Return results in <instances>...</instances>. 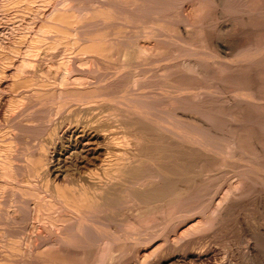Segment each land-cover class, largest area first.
Listing matches in <instances>:
<instances>
[{"label":"rangeland","instance_id":"374dc122","mask_svg":"<svg viewBox=\"0 0 264 264\" xmlns=\"http://www.w3.org/2000/svg\"><path fill=\"white\" fill-rule=\"evenodd\" d=\"M38 11H40V13H38ZM57 11H58V13H57ZM35 15H37V16H35ZM47 18H48V20H47ZM29 21H30V24H32L31 28L28 25ZM48 21L52 22V23H49ZM56 22H57V24H56ZM58 24H59V26H57ZM19 25H21V26H19ZM62 25L64 27H60ZM17 28H18V30H15ZM38 29L41 30V31H39ZM0 30H1L0 31V52H1V54H0V60L1 61L0 62H2L3 64H5L3 62V60H6V58L4 56H7L8 52H14V54L16 52L17 56L14 55L13 57H19V58L23 57L24 55L22 53L19 54L18 50L22 49L23 51H25V49H23L25 47H26V50L27 49H33V48H34V50L36 49L37 52L35 53L36 57H34V61L38 57H39L38 58V60H39L40 56H42L43 54L45 55V53H42V52H44V50L50 49L48 52L45 51L46 55L43 56L41 59L43 60V66L45 68L48 69V66L51 64L50 65L51 67L49 66V69H51L52 71H56L59 68L63 69L64 72L68 71V68H66V67L70 66V64H71L70 62L72 61L71 58L73 59V64L75 63L74 65L73 64L71 65V66H73V68L76 66V68L80 69L79 65L80 64L82 65L83 61L87 62V64L85 63L86 66L83 65L81 67L82 69H80V71L77 69V74L75 73L76 71L74 72V70H73V68L71 66H70L71 68L69 67L70 69L68 71V74H64V72L61 69H59V70L62 71L61 73L63 74V76H65V77H63L64 80L65 79H67V80L66 81L63 80L64 81V83H62L63 86L61 85V82H62L61 79H60V81H61L60 83L58 81L57 82L58 84H54V85L55 86L59 85L58 90L61 87V91H59V94H61V92H63L64 88L66 87L65 91H68L69 93L68 92L64 93V97H63L64 99L61 97V96H63V94H61L59 96V98H61V100H63V101L65 100L64 102L67 101L66 102L67 104L66 103L63 104V102H61L60 99L57 98V96L59 95L58 94V90H57V92H55V94L53 95L56 98L55 99L53 97V99H55L54 100L55 106H54V104H49L51 107L48 104H46L47 106L43 104L42 106L41 105H39V106L37 105L38 106L37 107L35 105V102H33V107L30 106L31 104L27 105L28 109L25 107L26 105L24 106L22 104V108H20L18 106L20 104H18L17 106H15V108H13L14 110L16 109L15 112H13V110H11V112L16 114V116H14L13 114H12V116H10L11 115V112H10L9 117H7V120L10 119V122L13 125L9 126V124H10L9 120L6 121V119H5L3 127L4 128H7V127L9 128L10 127V129H15V130L18 129L17 131L20 133V135H22V136H19L21 138L18 137L19 141H20V145H19L20 148L21 147L28 148L29 154H35L37 152L35 149L38 148L37 150L40 153L39 147H38L40 145H38V144H40L41 140H43L45 138V136H46L45 133H47V136H46L47 138L52 134L51 135L52 137L50 136L51 138L50 137L48 138L50 140L51 139L54 140V138L57 137L58 129H57V131L55 130L56 134L54 132V129H56L57 125L61 124L62 116H60V114L63 113L61 109H64V107H63L64 105H66V106L67 105H71V102H72L71 100H74V98L78 99L79 101H81L80 99L83 98L81 103L83 102L82 104L85 105L84 107H86V108L87 107H92V106L95 107V105H96V108H97V107H99L101 105L102 102L103 103L105 101L108 102L109 99H110V101H111L110 105L113 103L112 105L113 106L114 105L117 106V108H115V106L111 107L112 105L111 106L109 105L110 101L108 103L105 102L104 104L102 103L103 104V105H101L102 108H100L99 111H98V108L96 110H94L95 114H93V111H92L90 113L91 116H89L90 114L89 115L86 114L85 117L77 116V117H75V119H77L79 117V119L83 118L84 120L85 119L86 120H90L95 115L98 116V114H99V116H100V114L107 109L106 112L102 113V114L107 115V112H109V113L112 112L111 113L112 115L109 114L108 117L106 116L107 117V121L110 119L109 118L110 116H111V118H112V116L113 117L114 116L117 117V118H114V120L112 119V122H111V126L112 127H114L113 126L114 124H112L113 121L116 122L115 123V125L117 124L116 127L117 126L119 127L120 125H122L123 122L127 123V121L129 122L130 120L133 121L135 119L139 120V118H141V119L143 118V119H145V121H147L148 124H150L152 122V124H150L151 126L155 127V125H156L155 128H157V130L161 128L160 132L163 131V136L165 134H169V133H167L165 131V128L167 129L168 132H170L169 130L173 131V134L176 131L175 134H174L176 137L175 136L171 137L173 135L169 134L168 135L169 138H166V136H164L165 139H167L168 141H175V138H177L178 142H179V140L181 141L180 142L181 143V145H180L181 147H184V148L186 147L185 149H189V148L192 149V150H188V151H185V149H183L185 151L184 152L185 155L187 154V156H188V153L190 152L192 157L194 156V158H191V155L189 156L193 161L199 158L201 160L198 163H202V165L201 164H196L198 160L194 161L193 162V166H195V167H192V169L197 172V170L199 171V166L198 165H200V167H201L200 169L201 170L203 169L202 171L205 172L204 174L208 173L206 176L205 175L203 176L202 179L204 181L201 179L200 181L196 182V186L197 187L195 186L194 190L192 191L193 194H191V193L188 194L189 196H186L182 201H180L178 206L176 204V206L179 207V208L174 206V207H176V210H174L175 209L174 207H173L174 211L173 210H169V212L172 211V213L170 212L171 215L173 214V212H175L177 215L181 214V218H179L180 216H177L174 213V216L175 217L177 216V218L179 220H175V218L173 220L172 219L173 216H171L169 212H167L168 215H167V213L164 215V218L166 220L168 219V217L169 218L172 217L171 219H168L167 221L164 218H162L160 215H158V218H157V216H156L157 214L154 215V216H156L155 219H154V216H151L149 219H147V220L151 219L150 221H148L149 224L150 223L153 224V225L156 224L157 227H160L161 226L160 224L165 223V221H166V223L170 222V224H166L165 223L166 226L165 225L161 226V228L162 227L163 228L165 227V228L164 229L162 228L163 231L160 228V231H162L163 234H161V232L159 231L160 232L159 234H161V235L158 236V239L156 238V236L158 234L156 235V233H154L152 231L155 230V232H158L159 228L157 230L156 225L153 226L151 224H150L151 225V227H150L147 224V222H146V224H147L146 227L147 228L150 227V228L149 229H145L143 231L144 236L146 237V235H149L151 228H152L151 233H153V235H154L153 238H152V235H151L150 239H152V240H150V244L144 242L147 239L143 240L144 239L143 238L142 239L143 241L141 239H138V237L142 238L143 235L140 236V233H139V234H136V235H139L138 237L135 236L134 234L136 233L135 232L136 230L133 231V230L126 229L125 228L126 227L125 224L123 225V223H125L124 220H123V223L119 222V221H121L122 217L120 218V216H119V220L118 221L115 220L117 223L113 221L116 225L115 224H111V226H108V228H107L108 231L111 230V227H113L112 225H114L115 228L113 227L114 229L112 228V230L110 232H112V231L116 232V230H117V233H118V235L120 237L123 235V237H121V240L124 238V240H122V242L127 243V244H124V243H122L120 241V243H122V245L119 243V246L121 245L120 249H119V247L116 248V251L120 250V253L117 252V253H119V254H117L116 251H115L114 255H116V254L117 255L114 256V257H116V258L112 259L113 258L112 257L111 261L108 260L107 263L110 262L111 264H128V263L129 264H134V263L136 264V262L139 261V264H143V263L144 264H224V263L246 264V260L244 258V255H246L248 252H253V253L256 252L257 260L261 264H264V235H263L264 234V206H263V203H264V184H262V182H264V180H263L264 179V177H263L264 176L263 175L264 174V167H263L264 166V99H262V98H264V0H0ZM14 30L17 31V32H15ZM36 30H38V31H36ZM28 31L30 33H28ZM43 31H45V32H43ZM47 31H48L49 34H47ZM53 33H55V34H53ZM45 34L47 35L48 38H50L51 36H53V37L55 36V37L54 38L53 37L50 38V39H52V41H51V40L47 39V37H45L46 36ZM73 34H74V36H73ZM37 35L41 36V38L39 36H37ZM98 35H101V36L99 37ZM104 35H107L108 38H107V36L104 37ZM137 35H140V36L137 37ZM81 36H82V38H81ZM129 37H131V38H129ZM4 38L7 40V42H6V40ZM103 38H104L105 41L102 40ZM125 38H126V40L128 39L129 41H126ZM81 39H83V40H81ZM97 39H98V42H95ZM109 39H111V40H109ZM143 39H144V42L142 41ZM4 40H5V43H4ZM48 40H49V42H48ZM86 40H87V42H86ZM35 41H38V43L35 42ZM70 41H72L73 43L70 42ZM88 41L95 42V43H93V45L96 44V48H95V46L92 45V43H90ZM140 41H142V42H140ZM54 42L57 43V44H55ZM84 42H86V43H84ZM110 43H112V44H110ZM23 44L25 45V47H24ZM122 44H123V46H122ZM134 44H137V45L134 46ZM55 45L57 47H55ZM77 45H78V47H77ZM89 45H90V47H89ZM97 45H99V46H97ZM141 45L143 47L148 46V47H146L147 48L146 53H148V55H146V54L145 55L149 57V54H150V57H149L150 59L148 57L146 58V57L143 56L144 58L142 57V58L139 59L140 61L143 59L142 60L143 63L140 62L139 60L136 61V62L133 61L135 63V66L133 64V66L135 68L133 66H132V68H134V69L130 68L131 66L130 67L127 66L128 64L126 65L125 62L122 63V61H123V59H122L123 55L122 54L124 52L130 51V50L133 51V47L134 48L135 47L139 48V46L141 47ZM109 46L111 48H109ZM4 47H6V48H4ZM9 47H10L11 51L8 50ZM14 47H16V48H14ZM46 47H47V49H44ZM62 47H63V51H62ZM128 47H129V50H128ZM71 48H74V49L72 50ZM130 48H132V49H130ZM125 49H126V51H124ZM150 49H152V50L150 51ZM5 50H7V51H5ZM89 50H91V51H89ZM52 51L53 52L56 51L55 53L59 52V54L57 53V56H56V54L53 53ZM61 51H62V53H61ZM149 51H150V53H149ZM196 51H198V52H196ZM4 52L7 53V54H4ZM67 52H68L69 55L66 54ZM109 52H110V54H109ZM180 53H182V54H180ZM184 53H186V54H184ZM195 53H197V54H195ZM90 54L95 55L97 57L92 56ZM160 54H162V55H160ZM53 55H55V57H58V58L61 57V58L60 59L55 58V57H53ZM63 55H64L65 59H63ZM66 55H68V56H66ZM71 55H72V57H70ZM74 55H75V57H78V59L77 58L75 59ZM86 55H88V56L90 55L89 57L92 56L91 58H93V60L91 61V59L89 57H86ZM2 56L4 57L3 59H2ZM32 56H34V54ZM32 56L30 55L31 60H33ZM65 56L67 57V59H66ZM103 56H105L106 58L103 57ZM28 57L29 56H27V58ZM44 57H45V59H44ZM51 57H52V61L49 62L48 59L51 60ZM79 57H81V59L83 58L84 60H81ZM85 57L87 59H89V60H87ZM152 57H153L154 60L152 59ZM69 58H70L71 61L69 60ZM96 58H97V60H95ZM192 58H193L194 62H193ZM41 59H40V61H41ZM54 59H56L57 62ZM79 59L82 62L80 64H79V62H80ZM196 59L199 62H197ZM225 59H227V60H225ZM67 60H69L70 62H68ZM74 60H78V61H74ZM201 60H203V61H201ZM54 61L56 62V64H55ZM64 61L65 62L67 61L70 64L67 63L68 65H66V64H64ZM93 61H97V63L93 62ZM107 61H110V62L107 63ZM167 61H169V62H167ZM185 61H187V63L189 62L188 65H187V63H185ZM208 61H210V62H208ZM36 62H38V61L36 60L35 62H33V64H36ZM149 62L150 63L152 62V63L148 64ZM60 63H62V64H60ZM93 63H95V64H93ZM98 63H100L101 65L98 64ZM136 63H138L140 65H138ZM144 63H146V64H144ZM194 63L195 64L198 63L197 64L198 66L195 65ZM37 64H39V62ZM123 64L125 65V67L126 66L127 67L125 68ZM130 64L132 65V63H130ZM180 64H181V66H180ZM1 65L2 64L0 63V66ZM39 65H42V62H40ZM63 65H65L66 67H63ZM136 65H138L139 67L136 68ZM163 65H165V67H167V68H170V67L171 68L167 69ZM166 65H168V66H166ZM169 65H171V66L169 67ZM183 65H185V67ZM202 65L204 67H201ZM222 65H224V66H222ZM93 66H95V67H93ZM120 66L122 68H125L128 71H125L124 69L122 70V68ZM140 66H142L143 68L142 67L140 68ZM161 66H163L164 68L163 67L161 68ZM195 66H197L199 68H197ZM238 66H239V68H237ZM52 67L53 68L55 67L54 70L52 69ZM83 67H86V68L84 69ZM186 67L187 68L191 67L190 71H188V69ZM65 68L67 70H64ZM98 68L101 71L98 70ZM193 68H194L195 71L191 70ZM117 69H118V71H117ZM130 69L132 71H134V72H132ZM162 69H164L163 72H162ZM82 70L84 72L86 71V73L84 75L82 73ZM129 70H130V72H129ZM135 70H138V73L140 74V77L142 75L141 79L139 77V74H137V76H136V74H135L136 71ZM144 70H146V71H144ZM139 71L145 72V73H140ZM196 71H197V73H196ZM69 72L71 73V75L69 77L70 79L66 76V75L70 74ZM79 72H81L82 75L81 74L79 75ZM116 72L117 73L119 72L118 73L119 75ZM106 73H108V75ZM109 73H110V75H109ZM129 73L132 74V75L131 76L128 75ZM99 74H101V75H99ZM143 74H145V75H143ZM76 75L78 76V78L80 80H82V82H78L79 79L77 80V78H76L77 76ZM146 75H148V76H146ZM71 76L73 78H71ZM79 76H81V77H79ZM125 76H127L128 78L125 77ZM202 76L203 77L205 76V77L203 78ZM84 77H87L86 79H88V80L84 79ZM131 77L137 78L138 80L140 79L139 82L136 83L137 85L139 84L138 86H136V84H133L132 85L133 87L131 86L133 89L131 87H129L130 85H129V82H128L129 80H131L130 79ZM170 77L172 79H170ZM188 77H189V80H188ZM109 78H110V80H109ZM115 78H116V80H115ZM161 78H162V80H161ZM164 78H166V79H164ZM55 79H57V78H55ZM74 79H76V80H74ZM89 79H92V80H89ZM98 79H100V81ZM101 79L105 80V81L102 82ZM137 79H135V80L138 81ZM150 79H152V80H150ZM141 80H142V82H140ZM12 81H14V79H12ZM72 81L73 82L75 81V82L73 83ZM76 81H77V83H79V85L76 83ZM166 81L168 83H170V84H168V83H166L167 85L163 84ZM89 82H91V83H89ZM93 82H95V84H93ZM193 82H194V84H193ZM127 83H128V85H127ZM159 83H162V84H160L162 87L159 86ZM89 84H91V85H89ZM92 84H93V86H92ZM149 84H150V86H149ZM176 84H177V86H176ZM179 84H181V86H179ZM82 85H84L85 88ZM140 85L141 86L143 85L144 87L143 86L140 87ZM197 85H199V86H197ZM201 85H203V86H201ZM71 86H74V87H71ZM127 86L129 88H126ZM168 86H170V88ZM174 86L178 87L177 88L178 91L175 89L176 87L174 88ZM67 87H68V89H67ZM79 87L80 88L83 87V88L80 89ZM134 87H135V89H134ZM138 87H140L141 89L143 88V90L139 89L137 91ZM183 87H184V89L186 88V90L181 89ZM202 87H203V89H202ZM55 88L57 89V87H55ZM62 88H63V90H62ZM147 88H148V90H147ZM164 88H166V89H164ZM200 88H201V90H200ZM105 89H107V90H105ZM123 89H125V90H123ZM179 89L181 91H179ZM215 89H216V91H215ZM89 90H92V91H89ZM93 90H95V91H93ZM120 90H122L123 92L120 91ZM132 90H134L135 92L134 91L132 92ZM182 90H184V92ZM149 91H150V93H149ZM88 92H90V93H88ZM112 92L114 93V95H113ZM159 92H160V95H159ZM169 92H170V94H169ZM72 93L73 94L77 93V94H75V97H74V95L73 96L71 95ZM85 93H86V95H85V97H83ZM145 93H147V95L150 94L152 96V98L150 97V95H148V96L145 95ZM232 93L234 94V96H233ZM240 93L242 94V96H241ZM65 94H66V96H68V98H65ZM81 94H82V96H81ZM103 94H105V95H104V97L102 99ZM106 94H107V96L108 95L109 96L107 97ZM87 95H89L90 97H87ZM93 95H96V97L93 96ZM100 95H101V98H100ZM237 95H239V96H237ZM76 96H77V98H76ZM79 96L82 97V98H78ZM133 96H135V97H133ZM136 96L138 98H136ZM173 96H174V98H172ZM235 96H236L238 102L236 101V98H234ZM93 97H95V98H93ZM115 97H117V98H115ZM175 97H177V98H175ZM187 97L188 98L191 97V98H189V100H188ZM248 97H250V98H248ZM91 98H92V100H91ZM128 98H130L129 100H130V102L132 104L129 103ZM131 98L132 99L134 98V99L131 100ZM242 98H246V100L248 99L247 101L249 102V104H248L247 101L245 102ZM256 98H258V99L256 100ZM56 100H58V102ZM240 100H241V102H240ZM75 101L76 100H74L72 103L74 104ZM79 101H78V103H76L77 101L75 103L78 105L80 103ZM87 101H88V103H87ZM90 101H92V104L93 103H95V104L92 105ZM250 101H252V102H250ZM56 102H57V104H56ZM114 102L117 103V104H115ZM126 102L128 104H125ZM135 102H136L137 105L138 104L140 106L143 105L142 107L144 109L142 107H139V105L137 107V105H135ZM142 102H143V104H142ZM255 102L257 104L258 103L259 104L257 105ZM59 103L62 104V105H60ZM81 103L79 104V105H81L79 107H83V105ZM99 103H100V105H99ZM147 103H149L150 105H148ZM170 103L171 104L174 103V104L170 105ZM252 103H255V104H252ZM145 104L147 106H145ZM52 105L54 107H56L58 105L56 107L58 109H55ZM107 105H109L110 107H108ZM119 105H121V106H119ZM128 105H130V106H128ZM131 105H132V107H131ZM40 106H41V108H40ZM118 106H119V108H118ZM133 106H135V107H133ZM160 106H161V109H159ZM166 106H167V109H166ZM59 107H61V109ZM147 107L150 109V110H148L150 115H149L147 110L145 111V108H147ZM157 107H159V108H157ZM29 108H30V110H29ZM112 108L113 109L115 108L116 111L113 110ZM17 109L18 110L20 109L21 111L20 110L19 111L21 113L18 112ZM36 109H38L37 111H40V112H37ZM42 109L45 111V113H44V111L43 112L41 111ZM46 109L47 110L49 109L48 110L49 113H48V111ZM118 109H121V110H118ZM127 109H129V112H130L131 116L129 115V112L127 111ZM136 109H138V110H136ZM100 110H103V111H100ZM134 110H135V113H134ZM160 110H161V112H160ZM174 110H175V113L173 112ZM63 111L65 112V109ZM136 111L138 112L139 115L137 114ZM140 111L145 112V115H144V113H142ZM153 111H155V112L153 113ZM170 111H171L172 115L175 114L174 117H172ZM185 111H187V112H185ZM36 112H37V114H36ZM58 112H59V115L57 114ZM99 112H101V113H99ZM113 112H115L117 114L114 113V115H113ZM120 112L123 115V118L121 117ZM126 112H128V113H126ZM40 113H42V114H40ZM50 113H53V114H50ZM123 113H125L126 115H124ZM155 113H156L157 117L161 116L162 118L160 117L159 119H157V117L155 116ZM18 114H19V116H18ZM20 114L22 115L21 117H20ZM27 114L30 115V116H28ZM35 114H36V116H34ZM38 114H40V115H38ZM69 114H70V112H69ZM157 114H159V115H157ZM168 114L171 116V118H169V120L171 119V122H168L169 120H167L168 116H169ZM189 114L191 115V119L192 120L188 118L190 116ZM51 115L53 116V118H54V116H56V117L59 116L60 119L54 118V119H56V120H54L53 118H51L52 117ZM105 115H103V116L101 115L98 118L99 119L100 118L103 119L105 117ZM118 115H120V117ZM166 115H167V117H165ZM181 115H182V117H181ZM237 115H239V116H237ZM41 116H43V117H41ZM48 116H51V117H48ZM146 116H148L151 120L149 121V118H146ZM178 116H180V117H178ZM18 117H19V119H18ZM23 117H26V118H24V120H23ZM28 117H31L32 119H35V120L32 121V119H30V118H29L30 120L29 119L27 120ZM37 117H41V118H37ZM151 117H153V118H151ZM192 117H194V120L195 119H199L198 120L199 122L198 121L196 123L192 122V121H194ZM173 118H176L177 120L176 119L173 120ZM178 118H180L179 120H182L183 118L184 119L186 118L187 121L185 123V120L183 119L182 123H181V121H178ZM12 119H14L15 121L12 120ZM50 119L51 120L53 119L57 123L59 121V123L55 125L54 123H56V122L52 121V123H51L52 125H50V123H49ZM57 119H58V121H57ZM75 119H73V121H69V122H71V124H72V122L74 123L75 121H77ZM116 119L117 120L118 119H122V120L116 121ZM153 119L157 120L158 122L154 121ZM160 119H164V120L166 119V122H168L169 124L166 123V122H163L164 120H160ZM104 120L106 121V119H104ZM38 121H40V122H38ZM45 121L47 123H45ZM92 121H93V123H95V121H97V120L93 119ZM120 121H123V122L121 123ZM131 121L129 123H127L128 126L126 124L128 129H131L133 127V123L131 124ZM173 121H178L180 124L176 122V125H175ZM201 121H203V122H201ZM6 122L9 123V124L7 125ZM31 122H33V123H31ZM35 122H37V123H35ZM69 122H67V123H69ZM117 122H120L121 124L117 123ZM65 123H66V121H65ZM65 123H63V124L65 125ZM159 123L160 124H164L162 126H164L165 128L163 127V129H162V126ZM197 123L201 124V126L197 125ZM1 124H3V122ZM14 124L15 125L17 124V126L23 125V128L21 126L17 128V126L15 127ZM18 124H20V125H18ZM30 124H32V125H30ZM48 124H49V126H48ZM63 124H61V125H63ZM129 124H131L132 127ZM185 124H186V128H185ZM5 125H7V126H5ZM27 125L28 126L30 125V128ZM53 125H55V126H53ZM61 125L57 126V128H60ZM124 125H122V127H124ZM13 126L15 128H11ZM32 126H34V127H32ZM40 126H42V127H40ZM129 126L131 128H129ZM166 126H170V127L167 128ZM190 126H191V128H190ZM0 127H1V129H4L2 127V125H0ZM24 127L27 128V129H25ZM39 127H40V129H38ZM53 127H55V128H53ZM116 127H114V128L116 129ZM120 127H119V129H116V130H118V131H116L117 134L114 132L115 130L114 131L112 130V128L110 130H112L116 135H120V133L122 132V135H120V139L122 140L123 139L122 136H125L127 139L125 137L124 138L127 141L122 140L120 143H119V141L117 143L120 144V148L123 149L125 154H126V151H127L128 148H129V153H132L134 151V149L132 151H130V150L132 148H135V147L132 146V144L134 145V140L132 139L133 137L131 136L133 134L130 135V133H134L135 132L134 130H137V128H136V126H134L135 129L132 128V130H130L132 132L127 133V134H129V137H132L131 139H132L133 143L131 144L132 141L130 140V138L128 139V137L126 136L127 134L124 135V132L126 131L124 129L126 127L123 128V129H122V127L120 129ZM171 127L173 128V130H172ZM33 128H35V129H33ZM32 129L34 131L36 130L37 132L39 131V133H40V131L44 130L45 131V133L43 131L44 138L42 137L43 135H41L42 132L39 134L36 131L33 132ZM51 129L53 130L54 133H52V131H50ZM128 129H127V132H128ZM188 129L190 131H188ZM28 130L29 131L31 130V131L29 132ZM208 130L211 131L212 133L209 132ZM180 131L182 133H180ZM31 132H32V136L30 134ZM48 132H51V134L48 133ZM26 134L28 136L29 135L30 136L26 137L27 136ZM34 134H36V135L33 136ZM154 134H155V132H154ZM178 134H180V135H178ZM189 134H192L191 136H192V139L194 138V140H195L196 137H198V138H196L197 141L191 140ZM212 134H213V136H212ZM53 135L56 136V137H54ZM194 135H196V136H194ZM204 135L206 137H204ZM37 136H40V138L37 137ZM182 136H183V138L185 137L184 139H186V141L182 138ZM186 136H188V137H186ZM170 137H171V139H170ZM178 137H181L182 139H180V138L178 139ZM256 137H258V138H256ZM23 138L26 139V140L28 138L29 141L27 142ZM38 138L40 140H38ZM115 138L119 139V136H115ZM33 139L34 140L37 139L38 141L37 140H36V142L34 141V143H33L34 147L32 146L33 147L32 148V147H30L32 145L31 144L32 142L30 143V141H33ZM116 139H115V142L117 141ZM21 140H23V142ZM128 140H130V141H128ZM177 140L175 142H177ZM190 140H191V142H190ZM233 140L236 141V142H234ZM125 142H130L129 144H131V146H128V143L126 144ZM182 142H184V144ZM231 142H232L233 146H232ZM27 143H29L31 145L27 146L28 145ZM36 143H37L38 146L37 145L35 146ZM121 143H123L122 145L125 144V146L121 147ZM188 143H190V145ZM192 143H193V145H191ZM182 145H184V146H182ZM210 145H211V148H210ZM188 146H191V147H188ZM125 147H127V148H125ZM50 150L51 149H49V152H50ZM203 150H206L207 152L203 151ZM135 151H136V148H135ZM191 151L192 152L195 151L193 153L194 155L192 154ZM199 151H202V152L199 153ZM236 151H239V152H236ZM38 152L36 154H38ZM44 152L42 154L45 156L47 153L46 152L44 153ZM211 152H213V153H211ZM2 153H3V155H5V152H2ZM2 153H1V150H0V156L2 155ZM221 153H222V158L218 157V156L221 155ZM133 154H134V152H133ZM206 154H210V155L213 154L212 156H213V159H215V160L211 161L212 162L211 164L209 162L210 159L209 160L207 159L209 157H207V156L203 157L202 156V155H206ZM227 154H229V155L231 154L230 155L231 157H229V155H227ZM210 155H208V156H210ZM2 156L0 158V160H1L0 165H2L3 164L2 161H4L3 160L4 156H3V159H2ZM212 156H210L211 160H212ZM201 157H203V158H201ZM204 158L207 159V160H205ZM216 158L218 159L217 160L218 161L217 164L219 165L218 167L215 164L212 165L216 161ZM219 159L222 160V161H220ZM203 160H204V162H202ZM45 162L46 161H44V163H43L44 165H43V167H42V169L40 171H42L45 168V166H46ZM206 162L209 163L208 165H210V166H208ZM194 164H196V165H194ZM203 165L204 166L206 165L207 167L205 168ZM212 166H213L214 169L212 168ZM210 167H211V169H210ZM219 167L222 168V170H220ZM218 168H219V170H218ZM240 168H241V170H240ZM249 168L252 169V170H250ZM258 168H260V169H258ZM261 168H262L263 171L261 170ZM205 169L206 170L208 169L207 171H209V172L205 171ZM234 170H236V171L234 172ZM259 170L262 171V172H260ZM202 171H199V172H202ZM250 172H251V174H249ZM38 174H39V172H38ZM255 174H256V176H255ZM260 174H262V175H260ZM238 175H240V176H238ZM12 176H13V174H12ZM260 176H261L262 179L260 178ZM238 177H240V178H238ZM242 177H245V178H242ZM253 177H255V178H253ZM257 179H260L261 181L257 180ZM239 180H241V181H239ZM251 180H252L253 183H251ZM256 180L258 181L257 184L255 183ZM239 182H242V183H239ZM12 183H14V181H12ZM15 184L16 183L12 184L11 188H15ZM238 184H239V186H238ZM20 185H21V183H20ZM231 185H234V186H231ZM242 185H243V187H242ZM24 186H27V184L25 183ZM27 187L24 188L21 185V187H19V190L21 191L23 189H26V192H27V190L29 189ZM235 187H237V188L240 187V188L238 190ZM249 187H251V188H249ZM20 188H22V189H20ZM242 188H245V189H242ZM248 188L250 189V191H248L249 190ZM16 189L18 190V187H16ZM224 189L227 190L228 193H227V191L225 192ZM234 189H236V190L234 191ZM5 190H3V188H0V196H2V194H3V192ZM241 190L244 192V194H246V197H245V195H243V192ZM21 192L25 193V190H23ZM215 192H216V194H214ZM236 192H237V194H236ZM225 194L229 195V196L227 197ZM249 194H250V196H249ZM231 195L233 196V199H231L232 198ZM230 196H231V198H230ZM30 197L31 196H29L28 198H30ZM241 197H242V199H241ZM28 198H26V199H28ZM39 198H41V197H39ZM224 198H226V199H224ZM228 198H229V200H228ZM31 199L29 201L31 203L30 206H29L30 208L36 207V208H34V209L32 208V209L37 211V212L38 211L42 212L43 210H41V209L44 207V212H42V214L44 215L45 210H47L46 213H45L46 216L44 215L46 218L48 217L47 215L51 214V212H49V210H51L53 212V214H51L49 216H52V219H53V215L56 214L57 216L55 215L54 218L55 217H57V218H55V220H53L52 222H51L52 219L48 218L50 220L48 222H46L45 218L44 219L42 218L44 216H42L40 214L41 212L37 213V212H35L33 210L30 211L29 208L28 209H29L30 212L27 210V208H26V210L28 212L24 211V210L22 212L21 210L18 211V209H16L13 206L12 209L10 207V211L11 212H9V214H11V217L12 216H16V215H17V217L21 216V215L25 216L26 213H24V212H27L28 214L30 213L29 214L30 215V220L32 219V222H28L27 223V221H26V223H27L26 226L24 225L25 223L21 224L24 227L22 229H20L22 227L20 225L19 226L20 228L17 227L14 230L12 228H11L12 230L11 229L8 230L6 228H5V230H2L5 225H6L5 227H8L9 222H7V221H10V220L7 218V216L6 217L3 216V213H4L3 210H7V209L5 208L4 204H2L0 202V204H1L0 210L2 209V213L0 212L2 214V215H0V218L1 217L6 218L5 219L6 222L4 220L2 221V218L0 219V221L2 222L1 225L3 226V227L2 226L0 227V230H1L0 231V239H2L4 242H6V243H4L2 240H0V241H2V243L0 242V249L1 250H3L4 247H9V246L12 245V243L10 242V237H9L12 234V231L15 232V230L18 229L19 232L22 233L23 230H24V232L22 233L23 237H26V235H30V233L31 234L34 233L33 234V236H34L33 239L36 238V236L38 234V236L36 238L37 241H38L40 232H41V234H40L41 237L42 236L46 237V235H48V233H49V232L47 233V231H45V228H44L45 225H43V224H45V222L48 223V224H51V225H55L56 227L59 226L60 228H63L61 230L64 231L66 229L65 228L66 224H65L64 220L66 222H70V221H74V220H76V222H78L77 219H79V217L82 216V213L78 214V212H72L73 213V216H72V213L70 212V210H72V208H70V206H67V205L65 206L66 203H63L62 208H59V207H61V204H60V202L58 204L55 203L57 201L49 203V202L41 200V199L38 200V196L32 197ZM33 199L37 200V201H33ZM213 200H214V202H213ZM220 200H221V202L222 201L223 202L220 203ZM38 201H41V203L43 201V202H46L47 204L45 203L46 206L44 204V206L42 207V204L40 202L38 203ZM124 201L125 202H123V201L121 202L122 206H121V203L118 204L119 203L118 202L117 206L115 207V208H117V207L119 208L120 207V210H119L120 214L124 213V212H126V213L127 212H131V213L134 212L135 206L132 208L133 202L129 201L128 199H124ZM127 201H129L130 203L127 202ZM216 202L218 204L220 203V206L222 205V207L224 206L225 203H227V204H225L226 207H224V208L225 209L227 208L228 211L226 210L227 212H224L223 211L224 208H223L222 212H224L223 213L224 218H223V216L220 218V220L222 219L223 221L221 220V223H219L220 225L218 224V227L216 225V226L210 227V229H208L209 227L201 226L203 224V222H207L208 220H211V217H212V219L216 218V215L218 213L217 214L216 213L211 214L213 212V209H216L217 207H219L218 204H216ZM231 202H232V204H231ZM241 202H242V204L240 206ZM128 203H129V206H128ZM33 204H35V206H33ZM36 204H38V206H40V207L38 208V206H36ZM48 204H49V206H48ZM55 204H56V206H55ZM59 204H60V206H59ZM230 204H231L232 207L230 206ZM237 204H238L239 207L237 206ZM243 204H244V206H243ZM261 204H262V206H261ZM2 206H4V208H2ZM50 206H53L55 208L58 207V208L56 210H54V209L52 210L51 209L52 207L49 208ZM66 207H68V208H66ZM222 207H220V208H222ZM69 208H70V210H69ZM59 209H67V211L64 212V210L62 211V210H59ZM127 209L130 210V211H128ZM57 210L59 211V213H55ZM178 210L180 212H178ZM20 211L22 213H24V214H21ZM68 211L71 214H69ZM97 211L98 210H96L95 211L96 213H95V212L90 210L87 213L90 214V212H91V215H92V212H93V215L92 216L89 215V214H86V215H88V217L91 216V217L95 218V219H93V218H91V219H93L94 222H97V224H98V226H100V228H102V229L104 228L106 230V228H105V227H107L106 224H105V222H107L105 220L106 214L104 212H102V211L101 212H97ZM220 211H221V209H220ZM17 212H18V214H17ZM32 212H35L37 215L39 214L40 217L41 216L42 217L39 218V215L37 216L36 214L33 213V216L36 215L34 217V219H33ZM48 212H49V214H48ZM62 212L65 213V215H63ZM188 212H189V214H188ZM231 212H233V213H231ZM75 213H76V215L78 214L79 217L75 216L74 215ZM117 213H119V212H117ZM240 213H241V215H240ZM132 214H134V213H132ZM4 215H5V213H4ZM58 215H59V221L57 220L58 219ZM61 215H63V217ZM66 215H67V217H66ZM69 215H71V216L69 217ZM101 216H102V220H101ZM165 216L166 217L168 216V217L166 218ZM219 216H220V214H219ZM72 217H75L76 219H72ZM159 217H160V219L162 218L165 221L164 222L158 221L159 224H157L156 220H159ZM37 218H39V219H37ZM62 218H64V219L61 221ZM188 218H192V219L189 220ZM41 219L45 220L43 222V224L42 223H38ZM69 219H70V221H69ZM33 220L37 221V223L39 225L36 222H33ZM169 220H171V221L173 220L175 226L173 224V221L171 223V221H169ZM185 220H186V223H185ZM188 220L191 221V222L193 220L201 221L202 223H200L201 224L200 226L201 227H205V229L202 228V231L199 230L201 232H199L198 230L196 231L194 229L196 231L195 232V231L192 230L193 228L190 227L189 230H191V231H193L195 233L191 232L192 234L190 233L189 234L190 237H188L187 236L188 234L185 232V231L188 230V226H186V225H188L187 223H190ZM99 221L100 222L103 221V222L102 223H98ZM179 221H180V223H179ZM40 222H42V221H40ZM58 222H60V223L58 224ZM62 222L65 224V226L63 225ZM183 222H184V224H183ZM4 223H7V224H4ZM89 224H92L91 221L89 222ZM102 224H105V225H102ZM143 224L145 226V223H143ZM14 225H12V226H14ZM18 225L19 224H17V226ZM32 225H33V228H32ZM85 225L86 224H83V227H85V229L81 227L77 231L79 233L78 238L79 239H84L85 238V240H83V243H85V246H87L88 243H91V244H89V246H92V245L96 246V244H100L101 241H102V237L100 238V236H102L105 232H98L97 233L96 230H94L93 228L90 229V227H87ZM101 225H102V227H101ZM109 225H110V223H109ZM9 226L12 227L11 224ZM15 226H14V228H15ZM35 226L37 227V229L34 228ZM40 226H41V229H39ZM177 226H178V228H177ZM86 227L89 230L86 229ZM155 227H156V229H153ZM43 228H44V230H43ZM52 228H54V229H52V231L53 232L56 231V233L60 229V228L59 229L57 228L58 230H55L54 226ZM69 229H72V228H69ZM165 229L168 230V232H166ZM176 229H177V231H176ZM6 230L8 232H6ZM10 230H11V233H9ZM36 230H39V231H36ZM90 230H91V232H90ZM123 230H124V232H123ZM148 230H149V233L148 234L145 233ZM169 230H171L172 232H175L174 233L175 235H173V233L170 232ZM182 230H184V232L187 235ZM189 230L187 231L188 233L190 232ZM2 231H4V232H2ZM42 231H44L46 233H43ZM1 232H2V234H1ZM5 232L8 233V234L4 237V235L6 234ZM59 232H60V230H59ZM74 232H76V231L74 230ZM80 232H82V234ZM93 232H95V233H93ZM127 232H130V233L132 232L133 233V237H130V235L132 233L130 234V233H127ZM164 232H166V233H164ZM64 233H66V231ZM91 233H93V234H91ZM100 233H102V234H100ZM182 233L185 234V235L182 236L183 235ZM125 234H129V236H127ZM165 234L168 237L170 236L169 238H170L171 241L168 240V238H167V236ZM82 235H84V236L82 237ZM105 235H106V233H105ZM7 236H8V238H6ZM125 236L126 237H130L132 241L129 240L130 238H127V240H126ZM163 236H164V240L162 239ZM178 236H180V237L182 236L184 240L179 238L182 241L181 242L178 239ZM185 236H186L187 239L185 238ZM1 237H3V238H1ZM52 237H54V236H52ZM107 237L109 238L108 234H107L106 238ZM159 237H160V239H159ZM5 238H6V240H4ZM47 238H45V239H47ZM90 238L92 239V241H91ZM103 238H105L104 235H103ZM147 238H149V237H147ZM154 238H156V239H154ZM36 239L33 240L34 243L32 245H35ZM45 239L43 240V241H45L44 243L48 244V242H46ZM86 239H90V240H86ZM175 239H177V240H175ZM93 240H95V241H93ZM148 240L146 242H148ZM155 240H157V241L154 244ZM158 240H159V242H158ZM160 240L162 241V243H161ZM47 241H49V245L50 244L52 245L51 246L52 250H51V247L50 248H49V246L47 247V244L45 245L41 241L42 244H43L42 245L40 240H39L38 242H40V243H38V242H36V243H38L40 246H45V248H46V249H42L44 247L38 246L40 248V250L45 251L43 254H39V255L38 254H34L32 256L28 255V256H26L27 258L26 257L20 258L21 256L19 257L17 255H7V254L2 253V254H0V264H32V263L34 264L35 262L37 264H83V263H85V264H91V263L94 264V262L91 260V259L95 260L96 257H93L94 255L92 256V255H89V253H86V255H87L86 256V255H84L85 254L84 253L82 256H79V257L78 256H74V257L72 256L71 257V256H67L66 253H60L59 254L58 250L62 248L63 244L62 243L61 244L60 243H55L54 240H52V239H48ZM51 241H52V243H51ZM128 242H131L130 245L133 244L135 246L136 245H139V246H136L138 248L133 247V246L132 247H127V245L129 244ZM142 243H143V245L146 244L145 246H148V247L143 246ZM164 243H166V244H164ZM176 243H178V244H176ZM58 244L61 245L60 248L57 247V246H59ZM157 244L158 245L160 244L161 248L159 247L160 245L157 246ZM174 245L177 248L174 247ZM140 246H142L143 248L147 249L149 251V254L144 255L142 253V249L143 248L141 247L142 249H140ZM156 246L159 247L158 248V252L156 250V248H157ZM164 246H165V248H163ZM171 246H173L174 248H172ZM121 247H122V249H121ZM188 247H189V249H188ZM133 248H135V250H133ZM167 248L169 249V251H168ZM136 249H138V250L140 249V251L137 250V253H136ZM159 249H161L162 251L159 250ZM164 249H165V251H164ZM172 249L173 250L175 249V250L173 251ZM150 250H152V253H153V251H155V252L152 254ZM113 251H114V249H113ZM125 251H127V252L130 251L129 254L126 252L127 256L125 255V253L123 254V252H125ZM198 253H203V257H202L203 260L202 259L201 260H197V259L195 260V258H193V256L197 255ZM207 253H208V255H207ZM154 254H155V256H154ZM141 255H144V256H141ZM28 257H30V258L28 259ZM54 257H56V258H54ZM109 258H110V256H109ZM119 258H121V259H119ZM32 260H33V262H32ZM34 260H36V261H34ZM113 260H115V261H113ZM158 261H160V262H158ZM118 262H120V263H118Z\"/></svg>","mask_w":264,"mask_h":264},{"label":"bare ground","instance_id":"6f19581e","mask_svg":"<svg viewBox=\"0 0 264 264\" xmlns=\"http://www.w3.org/2000/svg\"><path fill=\"white\" fill-rule=\"evenodd\" d=\"M56 8V7H55ZM52 11V10H51ZM65 11V10H64ZM63 12V11H62ZM38 13H40V11H38ZM50 13V12H49ZM57 13H58V11H57ZM61 13V12H60ZM51 15V14H50ZM54 15V14H53ZM35 16H37V15H35ZM44 16V15H43ZM66 16V15H65ZM48 17V16H47ZM53 17V16H52ZM47 20H48V18H47ZM45 22V21H44ZM49 22V21H48ZM42 23V22H41ZM47 23V22H46ZM49 23H52V22H49ZM63 23V22H62ZM56 24H57V22H56ZM55 24V25H56ZM24 25V24H23ZM29 26H30V28H31V25L32 24H30V21H29V24H28ZM19 26H21V25H19ZM28 26V27H29ZM34 26V25H33ZM32 26V27H33ZM43 26V25H42ZM57 26H59V24L57 25ZM35 27V26H34ZM60 27H64L63 25L62 26H60ZM49 28V27H48ZM11 29V28H10ZM22 29V28H21ZM24 29V28H23ZM26 29V28H25ZM33 29V28H32ZM31 29V30H32ZM15 30H18V28L17 29H15ZM14 30V31H15ZM39 30V29H38ZM38 30H36V31H38ZM45 30V29H44ZM1 31V30H0ZM26 31V30H25ZM30 31V30H29ZM28 31V33H30ZM39 31H41V30H39ZM6 32V31H5ZM11 32V31H10ZM15 32H17V31H15ZM43 32H45V31H43ZM53 32V31H52ZM13 33V32H12ZM25 33V32H24ZM23 33V34H24ZM27 33V32H26ZM34 33V32H33ZM78 33V32H77ZM16 34V33H15ZM39 34V33H38ZM41 34V33H40ZM47 34H49L48 33V31H47ZM53 34H55V33H53ZM81 34V33H80ZM2 35V34H1ZM22 35V34H21ZM30 35V34H29ZM46 35V34H45ZM44 35V36H45ZM9 36V35H8ZM27 36V35H26ZM31 36V35H30ZM36 36V35H35ZM37 36H39V35H37ZM57 36V35H56ZM68 36V35H67ZM73 36H74V34H73ZM99 37L101 36V35H98ZM105 36H107V35H104V37ZM128 36V35H127ZM138 36H140V35H137V37ZM7 37V36H6ZM28 37V36H27ZM32 37V36H31ZM40 38H41V36H39ZM43 37V36H42ZM45 37H47V35L45 36ZM53 36H51L50 38H52ZM55 37V36H54ZM53 37V38H54ZM103 37V36H102ZM101 37V38H102ZM135 37V36H134ZM142 37V36H141ZM144 37V36H143ZM2 38V37H1ZM14 38V37H13ZM25 38V37H24ZM39 38V39H40ZM44 38V37H43ZM50 38H48L47 37V39H49V40H51L52 41V39H50ZM65 38V37H64ZM68 38V37H67ZM70 38V37H69ZM81 38H82V36H81ZM92 38V37H91ZM100 38V39H101ZM107 38H108V36H107ZM129 38H131V37H129ZM140 38V37H139ZM5 39V38H4ZM8 39V38H7ZM16 39V38H15ZM106 39V38H105ZM134 39V38H133ZM6 40V39H5ZM5 40H4V43H5ZM11 40V39H10ZM35 40V39H34ZM49 40H48V42H49ZM72 40V39H71ZM81 40H83V39H81ZM80 40V41H81ZM102 40H104V38L102 39ZM109 40H111V39H109ZM125 40H126V38H125ZM9 41V40H8ZM22 41V40H21ZM27 41V40H26ZM40 41V40H39ZM55 41V40H54ZM58 41V40H57ZM73 41V40H72ZM72 41H70V42H72ZM75 41V40H74ZM93 41V40H92ZM105 41V40H104ZM108 41V40H107ZM106 41V42H107ZM126 41H129L128 39L126 40ZM143 42H144V39L142 40ZM142 41H140V42H142ZM6 42H7V40H6ZM35 42H37L38 43V41H35ZM47 42V43H48ZM65 42V41H64ZM63 42V43H64ZM86 42H87V40H86ZM86 42H84V43H86ZM88 42H90V43H92V45H93V43H95V42H98V39L95 41V42H91V41H88ZM105 42V43H106ZM123 42V41H122ZM146 42V41H145ZM2 43V42H1ZM3 43V44H4ZM10 43V42H9ZM55 43V42H54ZM53 43V44H54ZM62 43V42H61ZM73 43V42H72ZM77 43V42H76ZM104 43V44H105ZM109 43V42H108ZM139 43V42H138ZM25 44V43H24ZM23 44V45H24ZM31 44V43H30ZM55 44H57V43H55ZM80 44V43H79ZM89 44V43H88ZM103 44V45H104ZM107 44V43H106ZM110 44H112V43H110ZM142 44V43H141ZM154 44V43H153ZM5 45V44H4ZM39 45V44H38ZM135 45H137V44H134V46ZM140 45V44H139ZM147 45V44H146ZM7 46V45H6ZM16 46V45H15ZM46 46V45H45ZM48 46V45H47ZM76 46V45H75ZM93 46H95V48H96V44L95 45H93ZM97 46H99V45H97ZM108 46V45H107ZM122 46H123V44H122ZM121 46V47H122ZM145 46V45H144ZM3 47V46H2ZM24 47H25V45H24ZM55 47H57L56 45H55ZM59 47V46H58ZM73 47V46H72ZM77 47H78V45H77ZM76 47V48H77ZM89 47H90V45H89ZM143 46L141 45V47L139 46V48H134L133 47V51H126V49L124 50V51H126V52H124L122 55H123V57H122V59H123V61H122V63L123 62H125L126 63V65L127 66H131L130 68H132V66H133V64H134V66H135V63L134 62H136V61H138L140 58H142L143 56L144 57H148V56H146V55H148V53H146V50H147V48L146 47H148V46H146V47H143ZM4 48H6V47H4ZM14 48H16V47H14ZM23 48V47H22ZM28 48V47H27ZM85 48V47H84ZM106 48V47H105ZM109 48H111L110 46H109ZM23 49H25V51H23L22 49H20V50H18L19 51V54L20 53H22L24 56L23 57H13L14 55H16L17 56V54H16V52H15V54H14V52H8V55L7 56H4L5 58H6V60H3V62L5 63V64H3L2 62H0L2 65L0 66V125H2V127L4 126V122H5V119H6V121H8L9 120V123L11 124H9V123H7L6 122V124L8 125L9 124V126H12L13 124L10 122V119H8L7 120V117H9V114H10V112H11V110H13V112H15V110L13 109V108H15V106H17L18 104H20V105H18L20 108H22V104L27 108V105H30L31 107H33V102H35V105L37 106H39V105H46V104H54L55 102H54V100L56 99L53 95L55 94V92H57V90H58V87H59V85L58 86H55L54 84H58L57 82L59 81V83L61 82V85L63 86V84L62 83H64V81H66L67 79H65L64 80V78L63 77H65V76H63V74L61 73L62 71H63V69H61V68H59V69H61V70H59V69H57L56 71H52L51 69H49V66L51 65H47L48 66V69L47 68H45L44 66H43V60L41 59L43 56H45L46 55V52H48L50 49H47V47L46 48H44V49H47V50H44V52H42V53H45V55L43 54L42 56H40V59H41V61H40V59L38 60V58L37 59H35V61L37 60L38 62H39V64H40V62H42V65H39V64H37L38 62H36V64H33V62H35L34 61V57H36L35 56V53L37 52L36 51V49L34 50V48L33 49H27L26 50V47L25 48H23ZM72 50L74 49V48H71ZM130 49H132V48H130ZM149 49V48H148ZM153 49V48H152ZM152 49H150V51L152 50ZM8 50H10L11 51V49H10V47H9V49ZM15 50V49H14ZM13 50V51H14ZM55 50V49H54ZM57 50V49H56ZM67 50V49H66ZM92 50V49H91ZM91 50H89V51H91ZM128 50H129V47H128ZM5 51H7V50H5ZM46 51V52H45ZM62 51H63V47H62ZM62 51H61V53H62ZM81 51V50H80ZM84 51V50H83ZM98 51V50H97ZM121 51V50H120ZM150 51H149V53H150ZM40 52V51H39ZM53 52V51H52ZM56 51H54L53 53H55ZM66 52V51H65ZM64 52V53H65ZM71 52V51H70ZM112 52V51H111ZM119 52V51H118ZM123 52V51H122ZM148 52V51H147ZM158 52V51H157ZM161 52V51H160ZM185 52V51H184ZM196 52H198V51H196ZM202 52V51H201ZM13 53V54H12ZM41 53V52H40ZM52 53V54H53ZM58 54H59V52H57ZM57 53H55L56 54V56H57ZM74 53V52H73ZM87 53V52H86ZM91 53V52H90ZM153 53V52H152ZM0 54H1V52H0ZM4 54H7V53H5L4 52ZM34 54V56H32ZM66 54H68V52L66 53ZM72 54V53H71ZM75 54V53H74ZM81 54V53H80ZM85 54V53H84ZM109 54H110V52H109ZM146 54V55H145ZM180 54H182V53H180ZM184 54H186V53H184ZM195 54H197V53H195ZM201 54V53H200ZM30 55L33 57L32 59L33 60H31V57H30ZM40 55V54H39ZM49 55V54H48ZM51 55V54H50ZM69 55V54H68ZM68 55H66V56H68ZM90 55H92V54H90ZM89 55V56H90ZM117 55V54H116ZM121 55V56H122ZM159 55V54H158ZM160 55H162V54H160ZM190 55V54H189ZM204 55V54H203ZM207 55V54H206ZM21 56V55H20ZM26 56V57H25ZM27 56H29L28 58H27ZM59 56V55H58ZM61 56V55H60ZM65 56V57H66ZM78 56V55H77ZM84 56V55H83ZM88 55H86V57H89ZM92 56H95V55H92ZM91 56V57H92ZM202 56V55H201ZM3 56H2V59L4 58ZM53 57H55V55H53ZM70 57H72V55L70 56ZM74 57H75V55H74ZM85 57V58H86ZM91 57H89L90 59H91V61L93 60V58H91ZM95 57H97V56H95ZM103 57H105V56H103ZM143 57V58H144ZM149 57H150V54H149ZM148 57V58H149ZM186 57V56H185ZM196 57V56H195ZM205 57V56H204ZM48 58V57H47ZM55 58H58V57H55ZM61 58V57H60ZM60 58H58V59H60ZM78 59V57H75V59ZM80 59H81V57H79ZM106 58V57H105ZM165 58V57H164ZM203 58V57H202ZM44 59H45V57H44ZM63 59H65L64 58V55H63ZM66 59H67V57H66ZM79 59V60H80ZM87 59V58H86ZM103 59V58H102ZM150 59V58H149ZM152 59H153V57H152ZM49 60V62L50 61H52V57H51V60L50 59H48ZM55 61H56V59H54ZM69 60H70V58H69ZM69 60H67L68 62H70L71 60V64L70 63H68L67 61L65 62L64 61V64H66V65H68V64H70V66L73 64V59L71 58V60L69 61ZM81 60H84L83 58L81 59ZM81 60H80V62H79V64L80 63H82L81 62ZM87 60H89V59H87ZM95 60H97V58L95 59ZM143 60V59H142ZM142 60L140 61V62H142ZM154 60V59H153ZM178 60V59H177ZM181 60V59H180ZM192 60H193V58H192ZM197 60V59H196ZM205 60V59H204ZM225 60H227V59H225ZM1 61V60H0ZM46 61V60H45ZM54 61V62H55ZM74 61H78V60H74ZM134 61V62H133ZM150 61V60H149ZM152 61V60H151ZM159 61V60H158ZM163 61V60H162ZM166 61V60H165ZM171 61V60H170ZM201 61H203V60H201ZM57 62V61H56ZM56 62H55V64H56ZM93 62H96L97 63V61H93ZM108 62H110V61H107V63ZM116 62V61H115ZM167 62H169V61H167ZM174 62V61H173ZM193 62H194V60H193ZM197 62H199L198 60H197ZM208 62H210V61H208ZM220 62V61H219ZM63 63V62H62ZM62 63H60V64H62ZM68 63V64H67ZM77 63V62H76ZM85 63L87 64V62L85 61H83V63H82V65L80 64L78 67L80 68V69H82L81 67L83 66V65H85ZM90 63V62H89ZM101 63V62H100ZM100 63H98V64H100ZM119 63V62H118ZM130 63H132V65L130 64ZM143 63V62H142ZM152 63V62H151ZM150 62L148 63V64H151ZM166 63V62H165ZM181 63V62H180ZM183 63V62H182ZM185 63H187V61H185ZM189 63V62H188ZM188 63H187V65H188ZM201 63V62H200ZM214 63V62H213ZM221 63V62H220ZM224 63V62H223ZM45 64V63H44ZM59 64V65H60ZM75 64V63H74ZM73 64V65H74ZM78 64V63H77ZM93 64H95V63H93ZM103 64V63H102ZM136 64H138V63H136ZM144 64H146V63H144ZM163 64V63H162ZM179 64V63H178ZM191 64V63H190ZM195 64V63H194ZM198 63H196L195 65H197ZM226 64V63H225ZM46 65V64H45ZM53 65V64H52ZM89 65V64H88ZM101 65V64H100ZM121 65V64H120ZM124 65V64H123ZM122 65V66H123ZM138 65H140V64H138ZM138 65H136V68L137 67H139ZM200 65V64H199ZM204 65V64H203ZM201 66V67H204V66ZM211 65V64H210ZM57 66V65H56ZM68 66V67H66L65 65H63V67H66V68H68V71H69V69L72 67L73 68V66ZM86 66V65H85ZM90 66V65H89ZM96 66V65H95ZM95 66H93V67H95ZM98 66V65H97ZM126 66V67H127ZM133 66V67H134ZM143 66V65H142ZM142 66H140V68L142 67ZM160 66V65H159ZM164 67H165V65H163ZM163 66H161V68L163 67ZM166 66H168V65H166ZM171 65H169V67H170ZM180 66H181V64H180ZM184 67H185V65H183ZM190 66V65H189ZM198 66V65H197ZM197 66H195V67H197ZM222 66H224V65H222ZM51 67V66H50ZM60 67V66H59ZM62 67V66H61ZM70 67V68H69ZM92 67V68H93ZM101 67V66H100ZM121 67V66H120ZM119 67V68H120ZM124 67H125V65H124ZM125 67V68H126ZM128 67V68H129ZM163 67V68H164ZM194 67V66H193ZM200 67V68H201ZM206 67V66H205ZM208 67V66H207ZM241 67V66H240ZM55 68V67H54ZM54 68L52 67V69L54 70ZM64 69V70H67V69ZM84 69L86 68V67H83ZM102 68V67H101ZM107 68V67H106ZM122 68V67H121ZM125 68H122V70L124 69L125 71H128V70H126ZM135 68V67H134ZM134 68H132V69H134ZM143 68V67H142ZM154 68V67H153ZM158 68V67H157ZM160 68V67H159ZM165 68H167V67H165ZM171 68V67H170ZM170 68H167V69H170ZM187 68V67H186ZM190 68L191 67H189V68H187L188 69V71H190ZM197 68H199V67H197ZM237 68H239V66L237 67ZM77 69L78 68H76V66L73 68V70H74V72L77 74ZM80 69H78L79 71H80ZM110 69V68H109ZM155 69V68H154ZM196 69V68H195ZM228 69V68H227ZM231 69V68H230ZM72 70V69H71ZM87 70V69H86ZM98 70H100L99 68H98ZM131 70V69H130ZM130 70H129V72H130ZM139 70V69H138ZM138 70H135L136 72H135V74H136V76H137V74H139L138 73ZM143 70V69H142ZM141 70V71H142ZM161 70V69H160ZM163 70L164 69H162V72H163ZM179 70V69H178ZM192 71L194 70V68L193 69H191ZM201 70V69H200ZM68 71H66V72H64V74H68ZM88 71V70H87ZM93 71V70H92ZM97 71V70H96ZM101 71V70H100ZM108 71V70H107ZM117 71H118V69H117ZM132 71V70H131ZM141 71H139L140 73H145V72H141ZM144 71H146V70H144ZM171 71V70H170ZM195 71V70H194ZM198 71V70H197ZM197 71H196V73H197ZM208 71V70H207ZM71 72V71H70ZM69 72V73H70ZM105 72V71H104ZM132 72H134V71H132ZM166 72V71H165ZM169 72V71H168ZM181 72V71H180ZM184 72V71H183ZM182 72V73H183ZM73 73V72H72ZM82 73H83V75L86 73V71L84 72L83 70H82ZM82 73L81 72H79V75L81 74L82 75ZM91 73V72H90ZM117 73V72H116ZM119 73V72H118ZM117 73V74H118ZM176 73V72H175ZM88 74V73H87ZM105 74V73H104ZM107 75H108V73H106ZM116 74V75H117ZM134 74V75H135ZM163 74V73H162ZM209 74V73H208ZM70 75H71V73L69 74V75H66L68 78L70 77ZM91 75V74H90ZM98 75V74H97ZM99 75H101V74H99ZM109 75H110V73H109ZM119 75V74H118ZM126 75V74H125ZM128 75H132V74H128ZM133 75V76H134ZM143 75H145V74H143ZM167 75V74H166ZM200 75V74H199ZM207 75V74H206ZM77 76V75H76ZM86 76V75H85ZM129 76V77H130ZM135 76V77H136ZM146 76H148V75H146ZM145 76V77H146ZM155 76V75H154ZM209 76V75H208ZM207 76V77H208ZM79 77H81V76H79ZM111 77V76H110ZM118 77V76H117ZM125 77H127V76H125ZM139 77H140V74H139ZM141 77H142V75H141ZM141 77H140V79H141ZM163 77V76H162ZM168 77V76H167ZM203 77V76H202ZM205 77V76H204ZM203 77V78H204ZM55 78H57V79H55ZM71 78H73L72 76H71ZM77 78V80L79 79L78 78V76L76 77ZM83 78V77H82ZM81 78V79H82ZM87 77H84V79H86ZM89 78V77H88ZM112 78V77H111ZM124 78V77H123ZM128 78V77H127ZM133 77H131L130 79L131 80H129L128 82H129V87H131L133 84H136V83H138L139 82V80L137 79V78H133ZM159 78V77H158ZM12 79H14V81H12ZM60 79H61V81H60ZM70 79V78H69ZM83 79V80H84ZM135 79H137L138 81H136ZM155 79V78H154ZM164 79H166V78H164ZM170 79H172L171 77H170ZM64 80V81H63ZM72 80V79H71ZM74 80H76V79H74ZM80 80V79H79ZM78 80V82H82V80H80L79 81ZM86 80H88V79H86ZM89 80H92V79H89ZM99 81H100V79H98ZM102 80V79H101ZM108 80V79H107ZM109 80H110V78H109ZM115 80H116V78H115ZM124 80V79H123ZM143 80V79H142ZM142 80L140 81V82H142ZM146 80V79H145ZM148 80V79H147ZM150 80H152V79H150ZM161 80H162V78H161ZM168 80V79H167ZM177 80V79H176ZM188 80H189V77H188ZM85 81V80H84ZM103 81H105V80H102V82ZM126 81V80H125ZM131 81V82H130ZM144 81V80H143ZM172 81V80H171ZM180 81V80H179ZM192 81V80H191ZM73 82V81H72ZM75 82V81H74ZM73 82V83H74ZM107 82V81H106ZM110 82V81H109ZM114 82V81H113ZM127 82V81H126ZM161 82V81H160ZM186 82V81H185ZM71 83V82H70ZM76 83H77V81H76ZM88 83V82H87ZM89 83H91V82H89ZM166 83H168L167 81L165 82V83H163V84H165V85H167ZM172 83V82H171ZM180 83V82H179ZM201 83V82H200ZM67 84V83H66ZM72 84V83H71ZM78 85H79V83H77ZM82 84V83H81ZM93 84H95V82H93ZM93 84H92V86H93ZM115 84V83H114ZM160 84H162V83H159V86L160 87H162ZM168 84H170V83H168ZM175 84V83H174ZM193 84H194V82H193ZM89 85H91V84H89ZM127 85H128V83H127ZM139 85V84H138ZM137 84H136V86H138ZM148 85V84H147ZM77 86V85H76ZM75 86V87H76ZM82 86H84V85H82ZM135 86V85H134ZM143 86V85H142ZM141 85H140V87H142ZM149 86H150V84H149ZM148 86V87H149ZM176 86H177V84H176ZM176 86H174V88L176 87ZM179 86H181V84H179ZM185 86V85H184ZM192 86V85H191ZM197 86H199V85H197ZM201 86H203V85H201ZM55 87H57V89L55 88ZM65 87V86H64ZM63 87V88H64ZM71 87H74V86H71ZM99 87V86H98ZM106 87V86H105ZM104 87V88H105ZM128 86L126 87V88H129ZM133 87V86H132ZM131 87V88H132ZM140 87H138V89H137V91L140 89V90H143V88L141 89ZM144 87V86H143ZM147 87V86H146ZM155 87V86H154ZM164 87V86H163ZM166 87V86H165ZM169 88H170V86H168ZM63 88H62V90H63ZM66 88V87H65ZM65 88H64V91L63 92H61V94H63V96H61L62 98L64 97V93H66V92H68V91H65ZM78 88V87H77ZM80 88V87H79ZM83 88V87H82ZM82 88H80V89H82ZM84 88H85V86H84ZM117 88V87H116ZM124 88V87H123ZM159 88V87H158ZM177 88L178 87H176L175 89L177 90ZM188 88V87H187ZM216 88V87H215ZM67 89H68V87H67ZM74 89V88H73ZM97 89V88H96ZM102 89V88H101ZM133 89V88H132ZM134 89H135V87H134ZM146 89V88H145ZM162 89V88H161ZM164 89H166V88H164ZM174 89V90H175ZM181 89H184V87L183 88H181ZM191 89V88H190ZM195 89V88H194ZM202 89H203V87H202ZM70 90V89H69ZM76 90V89H75ZM103 90V89H102ZM105 90H107V89H105ZM112 90V89H111ZM114 90V89H113ZM123 90H125V89H123ZM127 90V89H126ZM147 90H148V88H147ZM146 90V91H147ZM157 90V89H156ZM184 90H186V88L184 89ZM184 90H182L183 92H184ZM197 90V89H196ZM200 90H201V88H200ZM207 90V89H206ZM211 90V89H210ZM59 91H61V87H60V89L58 90V94H59ZM89 91H92V90H89ZM93 91H95V90H93ZM117 91V90H116ZM120 91H122V90H120ZM128 91V90H127ZM134 90H132V92H133ZM170 91V90H169ZM178 91V90H177ZM176 91V92H177ZM179 91H181L180 89H179ZM215 91H216V89H215ZM218 91V90H217ZM72 92V91H71ZM74 92V91H73ZM86 92V91H85ZM123 92V91H122ZM125 92V91H124ZM135 92V91H134ZM152 92V91H151ZM163 92V91H162ZM172 92V91H171ZM194 92V91H193ZM206 92V91H205ZM208 92V91H207ZM253 92V91H252ZM69 93V92H68ZM88 93H90V92H88ZM113 93V92H112ZM120 93V92H119ZM149 93H150V91H149ZM173 93V92H172ZM178 93V92H177ZM176 93V94H177ZM181 93V92H180ZM217 93V92H216ZM234 93V92H233ZM232 93V94H233ZM250 93V92H249ZM57 94V95H58ZM61 94H59L58 96H57V98H59V96L61 95ZM75 94H77V93H75ZM75 94H71L72 96L74 95V97H75ZM116 94V93H115ZM125 94V93H124ZM128 94V93H127ZM139 94V93H138ZM169 94H170V92H169ZM174 94V93H173ZM179 94V93H178ZM183 94V93H182ZM208 94V93H207ZM241 94V93H240ZM85 95H86V93L84 94V96L83 97H85ZM102 95V94H101ZM101 95H100V98H101ZM104 95L105 94H103V96H102V99H103V97H104ZM112 95V94H111ZM110 95V96H111ZM113 95H114V93H113ZM117 95V94H116ZM142 95V94H141ZM145 95H147V93H145ZM148 95H150V94H148ZM147 95V96H148ZM154 95V94H153ZM159 95H160V92H159ZM162 95V94H161ZM187 95V94H186ZM209 95V94H208ZM207 95V96H208ZM216 95V94H215ZM56 96V95H55ZM81 96H82V94H81ZM93 96H95L96 97V95H93ZM106 96H107V94H106ZM109 96V95H108ZM107 96V97H108ZM143 96V95H142ZM146 96V97H147ZM158 96V95H157ZM196 96V95H195ZM233 96H234V94H233ZM237 96H239V95H237ZM241 96H242V94H241ZM240 96V97H241ZM248 96V95H247ZM53 97L55 98V99H53ZM70 97V96H69ZM87 97H90L89 95H87ZM86 97V98H87ZM95 97H93V98H95ZM99 97V96H98ZM121 97V96H120ZM119 97V98H120ZM127 97V96H126ZM133 97H135V96H133ZM141 97V96H140ZM150 97L152 98V96L150 95ZM159 97V96H158ZM157 97V98H158ZM163 97V96H162ZM209 97V96H208ZM217 97V96H216ZM220 97V96H219ZM225 97V96H224ZM239 97V98H240ZM253 97V96H252ZM251 97V98H252ZM65 98H68V96H66V94H65ZM71 98V97H70ZM76 98H77V96H76ZM78 98H82V97H78ZM115 98H117V97H115ZM136 98H138L137 96H136ZM156 98V99H157ZM169 98V97H168ZM172 98H174V96L172 97ZM175 98H177V97H175ZM188 98V97H187ZM189 98H191V97H189ZM189 98H188V100H189ZM234 98H236V96L234 97ZM248 98H250V97H248ZM35 99V100H34ZM60 99V101L61 102H63V104L64 103H66V102H64L63 100H61V98H59ZM58 99V100H59ZM64 99V98H63ZM73 99V98H72ZM83 99V98H82ZM82 99H80L81 101H82ZM97 99V98H96ZM114 99V98H113ZM127 99V98H126ZM130 98H128V101H129V103H131L130 102V100H129ZM134 99V98H133ZM132 98H131V100H133ZM206 99V98H205ZM208 99V98H207ZM245 102L248 100H246V98H242ZM258 98H256V100H257ZM262 99H264V98H262ZM58 100H56L57 102H58ZM74 100H76L75 102L76 103H78V99H75L74 98ZM74 100H71L72 102L74 101ZM91 100H92V98H91ZM99 100V99H98ZM105 100V99H104ZM142 100V99H141ZM150 100V99H149ZM159 100V99H158ZM163 100V99H162ZM175 100V99H174ZM192 100V99H191ZM232 100V99H231ZM235 100V99H234ZM239 100V99H238ZM250 100V99H249ZM254 100V99H253ZM59 101V102H60ZM81 101H79L80 103H81ZM109 101H110V99H109ZM108 101V102H109ZM115 101V100H114ZM117 101V100H116ZM143 101V100H142ZM152 101V100H151ZM154 101V100H153ZM236 101H237V98H236ZM255 101V100H254ZM57 102H56V104H57ZM60 102V103H61ZM71 102V105H64L63 107H64V109H65V112L63 111L64 109H61V107H59L61 110H62V112L64 113H61L60 114V116H62V118H61V124H63V123H65V121H66V123H65V125L63 126V125H61V124H59V125H61V127L60 128H57V126H59V125H57L56 126V129H54V132H55V130L57 131V129H58V132H57V137L56 136H54L55 134H56V132H55V134L53 135L54 137H56V138H54V140H50V139H48L52 134H51V132H48V133H50L51 135L47 138L46 136H47V133H45V131L44 130H42V131H40V133L42 132V134L41 135H43L42 137L44 138V134H43V131H44V133L46 134V136H45V138L43 139L42 137V139L43 140H41V142H40V144H38V145H40V146H38L37 145V143L35 144V146L37 145L38 147H39V151H40V153L38 152V148H36L35 150L38 152V154H29V152H28V148H26V147H21L20 148V141H19V138H21V137H19V136H22V135H20V133L17 131L18 129H10V127L8 128H4V129H1V127H0V150H1V153L2 152H5V155H3V153H2V155L4 156V159H3V156H2V159L4 160V161H2V165H0V188H3V190H5L4 192H3V194H2V196H0V202L2 203V204H4V206H5V208L7 209V210H3V212L5 213V215H4V213H3V216L4 217H6L7 216V218L10 220V221H7V222H9V224H8V227H3L2 225H1V221H0V227L2 226L3 227V229L2 230H5V228L6 229H16L17 227H19L21 224H23V223H25L24 225L26 226L27 225V223L28 222H32V219L30 220V213L28 214L27 212L29 211V209H30V211L31 210H33L34 208H36V207H32V208H30L29 206H30V199L32 198V197H35V196H38V200L39 199H41V200H44V201H47V202H49V203H52V202H55V201H57V202H55V203H59L60 202V204H61V207H59V208H62V206H63V203H66L65 204V206L67 205V206H70V208H72V210H70V208H69V210H70V212L72 213V212H78V214H80V213H82V216H78V214L76 215V213L74 214L75 216H78L79 217V219H77V221L78 222H76V220H74V221H70V219H69V221L70 222H66L65 220H64V222H65V224H66V229L64 230V231H62L61 229H63V228H60L59 226V228L58 227H56L55 225H51V224H48V223H46V222H48L50 219H48V218H51L52 219V216H49V215H51V214H53V212L51 211V210H49V212H51V214H49V212H48V214L49 215H47L48 217L46 218L45 216V213H46V211L47 210H45V213H44V215L42 214V212H44V204L46 203V202H43L42 201V203H41V201H38V203L40 202L41 204H42V209L41 210H43L42 212L41 211H38L42 216H44V217H42L43 219L45 218V220H46V222H45V224H43V222L45 221V220H40V221H42V222H38V223H42L43 225H45L44 226V228H45V231H47V233H48V235H46V237H44V236H40V234H41V232H40V234H39V238H38V241L40 240V242L42 241L43 242V244H45L44 242L45 241H43L45 238H47L48 236V238L47 239H45L46 240V242H48V244H47V247L49 246V248L52 246L51 244L49 245V241H47L48 239H52V240H54V242L55 243H62L63 244V246H62V248L61 249H59L58 250V253L60 254V253H66V255L67 256H82L84 253V255H86V253H89V255H94L93 257H96L95 258V260H93V259H91L93 262H94V264H106L107 262H108V260H110L111 261V258L112 259H114V258H116V257H114V256H116L117 254H119L120 253V250L119 251H116V248H118L119 247V249H120V246L122 245V243H124V242H122V240H124V238L121 240V237H123V235L120 237L119 235H118V233H117V230H116V232L115 231H112V232H110L111 230H112V228L114 227V225H112L113 227H111V230H109L108 231V226H111V224H115L114 222H116V221H118L119 220V216H120V218H121V221H119V222H121V223H123V220H124V222L125 223H123V225L125 224V228L126 229H128V230H133V231H135L134 233V235L135 236H139V235H136V234H139L140 233V236L141 235H143L142 236V238L141 237H138V239H143V240H145V239H149L148 240V242H146L147 240H145L144 242L145 243H149L150 244V240H152V239H150L151 238V235H152V238L154 237V235H153V233H151V231H152V228L150 229V233H149V230L148 231H146L145 233H149V235H146V237L144 236V233H143V231L145 230V229H149L150 227H151V225H153V224H149V222L148 221H150V220H147V219H149L151 216H154V215H156L157 216V218H158V215H160L162 218H164V215L167 213V212H169V210H173L174 208V210H176V207L178 206V204H179V202L180 201H182L186 196H189L188 194H193L192 193V191L194 190V188H195V186H196V182L197 181H200L202 178H203V176L205 175H207L208 173H206V174H204L205 172L204 171H202L200 168V165H198L199 166V171H202V172H199L198 170H197V172L195 171V170H193L192 169V167H195V166H193V162L194 161H197V163L196 164H201L202 165V163H198V162H200V160L201 159H196V160H192L191 158H194V156L192 157V155H191V153L189 154L188 153V156H187V154L185 155V151H188V150H192V149H185L184 147H181L180 145H181V141L179 140V142H178V140H177V138H175V141L177 140V142H175V141H168L167 139H165V137L164 136H166V138H169V134H172L173 136H171V137H174L175 135V132H174V134H173V131H171V130H169L170 132H168L167 131V129L164 127V126H162V125H164V124H160L161 126H162V129H163V127L165 128V131L167 132V133H169V134H165L164 136H163V131H161L160 132V130H161V128L160 129H158L157 130V128H155L156 127V125H155V127H153V126H151L150 124H152V122L150 123V124H148L147 123V121H145V119H141V118H139V120L137 119H135V120H133V121H131V124L133 123V127H132V125L131 124H129V125H131V127L132 128H134L135 129V127L134 126H136V128H137V130H134L133 132L134 133H130V132H132V131H130V130H132V128L129 126V128H131V129H128L127 128V126H128V124L127 123H129L128 121H127V123H124L123 121H120L121 123H122V125H124V127H122V125H120L121 123L120 122H117V123H120L119 125L122 127V129L123 128H125L124 130H126L125 132H124V135L125 134H127V133H130V135L131 134H133V135H131L132 137H129V134H127L126 136L128 137V139L130 138V140L132 141V139L134 140V145L132 144L133 143V141L131 142V144H132V146L133 147H135L136 148V151H135V148H132L130 151H132L133 149H134V154H133V152L132 153H129V148L127 149V151H126V154H125V152L123 151V149L122 148H120V144H118L117 142L119 141V143L122 141V140H125V141H127L126 139V137L125 136H122L123 137V139L121 140L120 139V135H122V132L120 133V135H116L117 134V132L116 131H118V130H116V129H119V127L117 128L116 127V125H115V123L116 122H114L113 121V123L112 124H114L113 126L114 127H116V129L114 128V127H112L111 126V122H112V119L114 120V118H117V117H113L112 116V118H111V116L109 117L110 119V121L108 120L107 121V117L109 116V114L110 115H112L111 113H109V112H107V115H105V114H102V113H104V112H106V110L104 111V112H99V113H101L100 114V116L102 115H105V117L102 119V118H98V117H100L99 116V114H98V116L97 115H95V116H93L90 120H84L83 118H80L79 119V117L80 116H83V117H85L86 116V114H90L92 111H93V114H95V112H94V110H96L97 108H98V111H99V109L100 108H102L101 107V105H103L102 103H101V105H100V103H99V107H97L96 108V105H95V107H84L85 105H83L82 103V105H83V107H79V106H81V105H77L75 102H74V104ZM85 102V101H84ZM91 102V104H92V101H90ZM99 102V101H98ZM108 102H106V103H108ZM119 102V101H118ZM133 102V101H132ZM200 102V101H199ZM238 102V101H237ZM240 102H241V100H240ZM243 102V101H242ZM248 102V101H247ZM250 102H252V101H250ZM259 102V101H258ZM59 103V104H60ZM87 103H88V101H87ZM110 103H111V101L109 102V105H110ZM115 103V102H114ZM121 103V102H120ZM119 103V104H120ZM138 103V102H137ZM145 103V102H144ZM225 103V102H224ZM256 103V102H255ZM255 103H252V104H255ZM67 104V103H66ZM85 104V103H84ZM93 104H95V103H93ZM92 104V105H93ZM113 104V103H112ZM111 104V105H112ZM115 104H117V103H115ZM125 104H128L127 102L125 103ZM132 104V103H131ZM142 104H143V102H142ZM148 105H150L149 103H147ZM174 104V103H173ZM173 104H171L170 103V105H173ZM236 104V103H235ZM248 104H249V102H248ZM257 104V103H256ZM259 104V103H258ZM257 104V105H258ZM60 105H62V104H60ZM109 105H107L108 107H110ZM122 105V104H121ZM121 105H119V106H121ZM134 105V104H133ZM135 105H137L136 104V102H135ZM139 105V104H138ZM138 105H137V107H138ZM247 105V104H246ZM23 106V107H24ZM29 106V107H30ZM35 106V107H36ZM37 106V107H38ZM41 106H40V108H41ZM47 106V105H46ZM50 106V105H49ZM53 106V105H52ZM54 106H55V104H54ZM53 106V107H54ZM58 106V105H57ZM56 106V107H57ZM115 106V105H114ZM113 105L111 106V107H114ZM119 106H118V108H119ZM126 106V105H125ZM128 106H130V105H128ZM127 106V107H128ZM143 105H139V107H142ZM145 106H147L146 104H145ZM235 106V105H234ZM241 106V105H240ZM30 107V108H31ZM51 107V106H50ZM56 107H54L55 109H58V108H56ZM62 107V108H63ZM67 107V108H66ZM104 107V106H103ZM106 107V106H105ZM107 107V108H108ZM123 107V106H122ZM121 107V108H122ZM131 107H132V105H131ZM133 107H135V106H133ZM136 107V108H137ZM149 107V106H148ZM145 108V111L147 110H150L149 108ZM178 107V106H177ZM30 108H29V110H30ZM115 108H117V106H115ZM115 108L113 109V110H115ZM125 108V107H124ZM143 108V107H142ZM157 108H159V107H157ZM28 109V108H27ZM32 109V108H31ZM52 109V108H51ZM59 109V110H60ZM109 109V108H108ZM123 109V108H122ZM130 109V108H129ZM129 109H127V111L129 112ZM139 109V108H138ZM138 109H136V110H138ZM144 109V108H143ZM159 109H161V106H160V108ZM158 109V110H159ZM163 109V108H162ZM166 109H167V106H166ZM18 110V109H17ZM20 110V109H19ZM18 110V112H20ZM23 110V109H22ZM26 110V109H25ZM38 109H36V111H37ZM47 110V109H46ZM49 110V109H48ZM47 110V111H48ZM53 110V109H52ZM118 110H121V109H118ZM140 110V109H139ZM154 110V109H153ZM42 112L44 111L43 109L41 110ZM46 111V112H47ZM100 111H103V110H100ZM109 111V110H108ZM116 111V110H115ZM124 111V110H123ZM143 111V110H142ZM142 111H140V112H142ZM167 111V110H166ZM177 111V110H176ZM180 111V110H179ZM17 112V113H18ZM33 112V111H32ZM37 112H40V111H37ZM37 112H36V114H37ZM69 112H70V114H69ZM122 112V111H121ZM121 112H120V115H121V117L123 118V115L121 114ZM128 112H126V113H128ZM137 112V111H136ZM139 112V113H140ZM151 112V111H150ZM155 111H153V113H154ZM160 112H161V110H160ZM174 113H175V110L173 111ZM178 112V111H177ZM185 112H187V111H185ZM189 112V111H188ZM21 113V112H20ZM25 113V112H24ZM23 113V114H24ZM28 113V112H27ZM44 113H45V111H44ZM48 113H49V111H48ZM98 113V112H97ZM96 113V114H97ZM114 113L115 112H113V115H114ZM134 113H135V110H134ZM142 113H144V115H145V112H142ZM141 113V114H142ZM148 113H149V111H148ZM167 113V112H166ZM170 113H171V111H170ZM179 113V112H178ZM12 114L14 115V116H16V114H14V113H12L11 112V115L10 116H12ZM26 114V113H25ZM24 114V115H25ZM33 114V113H32ZM36 114L34 115V116H36ZM40 114H42V113H40ZM40 114H38V115H40ZM50 114H53V113H50ZM56 114V113H55ZM58 115H59V112L57 113ZM92 114V115H93ZM115 114H117V113H115ZM124 115H126L125 113H123ZM133 114V113H132ZM137 114H138V112H137ZM136 114V115H137ZM152 114V113H151ZM162 114V113H161ZM182 114V113H181ZM193 114V113H192ZM28 115V114H27ZM44 115V114H43ZM47 115V114H46ZM69 115V116H68ZM87 115V116H88ZM120 115H118L119 117H120ZM128 115V114H127ZM129 115H130V112H129ZM135 115V114H134ZM139 115V114H138ZM143 115V114H142ZM141 115V116H142ZM149 115H150V113H149ZM157 115H159V114H157ZM169 115V114H168ZM171 115H172V113H171ZM175 115V114H174ZM174 115H172V117H174ZM190 115V114H189ZM194 115V114H193ZM18 116H19V114H18ZM22 115L20 114V117H21ZM28 116H30V115H28ZM33 116V117H34ZM45 116V115H44ZM52 116V115H51ZM51 116H48V117H51ZM77 116H79L77 119H75V117H77ZM89 116H91V114L89 115ZM88 116V117H89ZM131 116V115H130ZM140 116V117H141ZM155 116H156V113H155ZM170 116V115H169ZM168 116V119L167 120H169V118H171V116L169 117ZM186 116V115H185ZM237 116H239V115H237ZM41 117H43V116H41ZM41 117H37V118H41ZM118 117V118H119ZM128 117V116H127ZM143 117V116H142ZM157 117V116H156ZM161 116H159V117H157V119H159ZM165 117H167V115L165 116ZM176 117V116H175ZM178 117H180V116H178ZM181 117H182V115H181ZM188 117V116H187ZM232 117V116H231ZM235 117V116H234ZM15 118V117H14ZM24 118H26V117H23V120H24ZM32 119L31 117H28L27 118V120L28 119ZM51 118H53V116L51 117ZM54 118H58V119H60L59 118V116H54ZM53 118V119H54ZM98 118V119H97ZM135 118V117H134ZM145 118V117H144ZM146 118H149L148 116H146ZM151 118H153V117H151ZM162 118V117H161ZM189 119H191V115L188 117ZM193 118V120H194V117H192ZM197 118V117H196ZM205 118V117H204ZM203 118V119H204ZM229 118V117H228ZM17 119V118H16ZM18 119H19V117H18ZM29 119V120H30ZM46 119V118H45ZM51 120L50 119V121H49V123H50V125H52L51 123H52V121H54V120H56V119H54V120ZM58 119H57V121H58ZM73 119H75V120H77V121H75L74 123L72 122V124H71V122H69V121H73ZM97 120V121H95V123H93V121L92 120ZM102 119V120H101ZM104 119H106V121L104 120ZM156 119V118H155ZM166 119L164 120V119H160V120H164L163 122H166ZM176 118H173V120H175ZM180 118H178V121H181V123H182V120L184 119H182V120H179ZM188 119V120H189ZM209 119V118H208ZM234 119V118H233ZM12 120H14V119H12ZM33 120H35V119H32V121ZM40 120V119H39ZM118 120H122V119H118ZM117 119H116V121H118ZM125 120V119H124ZM151 119L149 118V121H150ZM154 120V119H153ZM152 120V121H153ZM177 120V119H176ZM185 120V123H186V118L184 119ZM192 120V119H191ZM196 120V121H195ZM194 121H192V122H194V123H196L199 119H195ZM206 120V119H205ZM15 121V120H14ZM37 121V120H36ZM42 121V120H41ZM154 121H157V120H154ZM178 121H173L174 122V124L176 125V122L177 123H179ZM231 121V120H230ZM236 121V120H235ZM242 121V120H241ZM3 122V124H1ZM13 122V121H12ZM24 122V121H23ZM38 122H40V121H38ZM43 122V121H42ZM54 122H56V121H54ZM67 122H69V123H67ZM126 122V121H125ZM158 122V121H157ZM168 122H171V119L168 121ZM168 122H166V123H168ZM172 122V123H173ZM191 122V121H190ZM191 122V123H192ZM199 122V121H198ZM201 122H203V121H201ZM31 123H33V122H31ZM35 123H37V122H35ZM45 123H47L46 121H45ZM58 123H59V121H58ZM57 122L56 123H54L55 125L56 124H58ZM184 123V122H183ZM243 123V122H242ZM28 124V123H27ZM43 124V123H42ZM126 124H127V126H126ZM169 124V123H168ZM180 124V123H179ZM193 124V123H192ZM204 124V123H203ZM232 124V123H231ZM234 124V123H233ZM237 124V123H236ZM7 125H5V126H7ZM15 125V124H14ZM18 125H20V124H18ZM26 125V124H25ZM30 125H32V124H30ZM30 125L28 126L29 128H30ZM35 125V124H34ZM40 125V124H39ZM38 125V126H39ZM55 125H53V126H55ZM173 125V124H172ZM174 125V126H175ZM196 125V124H195ZM197 125H200L201 126V124H199V123H197ZM17 126V124L15 125V127ZM22 128H23V125H20ZM20 126H17V128L18 127H20ZM26 126V127H27ZM43 126V125H42ZM42 126H40V127H42ZM48 126H49V124H48ZM180 126V125H179ZM14 126L13 127H11V128H15ZM27 127V128H28ZM32 127H34V126H32ZM40 127L38 128V129H40ZM121 127H120V129H121ZM167 128L168 127H170V126H166ZM173 127V126H172ZM171 127V128H172ZM178 127V126H177ZM189 127V126H188ZM234 127V126H233ZM25 128V127H24ZM27 128H25V129H27ZM46 128V127H45ZM49 128V127H48ZM47 128V129H48ZM51 128V127H50ZM53 128H55V127H53ZM112 128V130L116 133H114L112 130H110ZM179 128V127H178ZM185 128H186V124H185ZM190 128H191V126H190ZM194 128V127H193ZM33 129H35V128H33ZM32 129V131L33 132H35L34 130ZM46 129V130H47ZM127 129H128V132H127ZM170 129V128H169ZM49 130V129H48ZM47 130V131H48ZM123 130V131H124ZM172 130H173V128H172ZM175 130V129H174ZM178 130V129H177ZM187 130V129H186ZM200 130V129H199ZM205 130V129H204ZM29 131V130H28ZM31 131V130H30ZM29 131V132H30ZM50 131H52V133H54L53 132V130L51 129ZM120 131V130H119ZM122 131V130H121ZM188 131H190L189 129H188ZM207 131V130H206ZM209 131V130H208ZM28 132V133H29ZM37 132V131H36ZM154 132H155V134H154ZM201 132V131H200ZM209 132H211V131H209ZM25 133V132H24ZM37 133H39V131L37 132ZM39 133V134H40ZM118 133V134H119ZM151 133V134H150ZM153 133V134H152ZM178 133V132H177ZM180 133H182L181 131H180ZM194 133V132H193ZM196 133V132H195ZM199 133V132H198ZM212 133V132H211ZM23 134V133H22ZM31 134V136H32V132L30 133ZM38 134V135H39ZM207 134V133H206ZM27 135V134H26ZM36 134H34L33 136H35ZM49 135V134H48ZM178 135H180V134H178ZM183 135V134H182ZM190 135V139L191 140H194V138L192 139V134H189ZM30 136V135H29ZM28 135L26 136V137H29ZM115 136H119V139H116L115 138ZM194 136H196V135H194ZM209 136V135H208ZM212 136H213V134H212ZM19 137V138H18ZM37 137H39L40 138V136H37ZM52 137V136H51ZM50 137V138H51ZM121 137V138H122ZM126 139H125V138ZM171 137H170V139H171ZM176 137V136H175ZM186 137H188V136H186ZM204 137H206L205 135H204ZM210 137V136H209ZM232 137V136H231ZM38 138V140H40ZM118 138V137H117ZM132 138V139H131ZM182 139L183 138V136H182V138L181 137H178V139ZM185 138V137H184ZM183 138V139H184ZM196 138H198V137H196ZM196 138H195V140L194 141H197L196 140ZM224 138V137H223ZM226 138V137H225ZM228 138V137H227ZM256 138H258V137H256ZM24 139V138H23ZM115 139L117 140L116 142H115ZM174 139V138H173ZM188 139V138H187ZM202 139V138H201ZM212 139V138H211ZM214 139V138H213ZM24 140H26V139H24ZM32 140V139H31ZM37 140V139H36ZM36 140H34L33 139V141H30V143L32 144H29V143H27L28 145L27 146H30V147H34V145H33V143H34V141L36 142ZM37 140V141H38ZM130 140H128V141H130ZM185 141H186V139H184ZM191 140H190V142H191ZM217 140V139H216ZM22 142H23V140H21ZM27 142L29 141L28 140V138H27V140H26ZM25 141V142H26ZM188 141V140H187ZM193 141V142H194ZM200 141V140H199ZM205 141V140H204ZM212 141V140H211ZM234 141V140H233ZM206 142V141H205ZM213 142V141H212ZM234 142H236V141H234ZM117 143V144H116ZM126 144L128 143V146H131V144H129L130 142H125ZM183 144H184V142H182ZM230 143V142H229ZM260 143V142H259ZM123 143H121V147H123V146H125V144L124 145H122ZM189 145H190V143H188ZM198 144V143H197ZM205 144V143H204ZM231 144H232V142H231ZM237 144V143H236ZM258 144V143H257ZM186 145V144H185ZM191 145H193V143L191 144ZM241 145V144H240ZM182 146H184V145H182ZM196 146V145H195ZM232 146H233V144H232ZM235 146V145H234ZM259 146V145H258ZM32 147V148H33ZM188 147H191V146H188ZM194 147V146H193ZM198 147V146H197ZM205 147V146H204ZM207 147V146H206ZM125 148H127V147H125ZM124 148V149H125ZM210 148H211V145H210ZM209 148V149H210ZM213 148V147H212ZM226 148V147H225ZM260 148V147H259ZM49 149H51L50 150V152H49ZM183 149H185V151L183 150ZM204 149V148H203ZM228 149V148H227ZM233 149V148H232ZM257 149V148H256ZM196 150V149H195ZM200 150V149H199ZM208 150V149H207ZM212 150V149H211ZM215 150V149H214ZM213 150V151H214ZM220 150V149H219ZM231 150V149H230ZM46 152L47 154L44 156L42 153L43 152ZM198 151V150H197ZM203 151H206V150H203ZM209 151V150H208ZM234 151V150H233ZM258 151V150H257ZM33 152V151H32ZM44 152V153H45ZM192 152V151H191ZM195 151H193L192 152V154L194 153ZM200 152H202V151H199V153ZM207 152V151H206ZM210 152V151H209ZM222 152V151H221ZM230 152V151H229ZM236 152H239V151H236ZM49 153V154H48ZM187 153V152H186ZM211 153H213V152H211ZM228 153V152H227ZM130 154V155H129ZM196 154V153H195ZM220 154V153H219ZM244 154V153H243ZM191 155V158L189 157ZM194 155V154H193ZM208 155H210V154H206V155H202L203 157H209V158H207L208 160H209V162H210V164L212 163L211 161H213V160H215V159H213V154L212 155H210V156H212V160H211V157L210 156H208ZM227 155H229V154H227ZM231 155V154H230ZM229 155V157H231ZM242 155V154H241ZM1 156H0V158H1ZM239 156V155H238ZM247 156V155H246ZM245 156V157H246ZM203 157H201V158H203ZM218 157H221L222 158V153H221V155L220 156H218ZM243 157V156H242ZM220 158V159H221ZM239 158V157H238ZM205 159V158H204ZM207 159H205V160H207ZM219 159V160H220ZM246 159V158H245ZM218 159L216 158V163L214 162L212 165H217V167L219 166L218 164H217V161ZM237 160V159H236ZM239 160V159H238ZM243 160V159H242ZM19 161V162H18ZM44 161H46L45 162V168L42 170V171H40L41 169H42V167H43V163H44ZM220 161H222V160H220ZM0 162H1V160H0ZM202 162H204V160L202 161ZM228 162V161H227ZM231 162V161H230ZM229 162V163H230ZM238 162V161H237ZM248 162V161H247ZM207 163V162H206ZM258 163V162H257ZM196 164H194V165H196ZM204 164V163H203ZM209 163H207V165H208ZM220 164V163H219ZM222 164V163H221ZM204 166V165H203ZM208 166H210V165H208ZM221 166V165H220ZM246 166V165H245ZM205 168L207 167L206 165L204 166ZM216 167V166H215ZM224 167V166H223ZM237 167V166H236ZM260 167V166H259ZM262 167V166H261ZM264 167V166H263ZM203 168V167H202ZM212 168H213V166H212ZM220 168V167H219ZM219 168H218V170H219ZM244 168V167H243ZM253 168V167H252ZM210 169H211V167H210ZM214 169V168H213ZM216 169V168H215ZM224 169V168H223ZM250 169V168H249ZM256 169V168H255ZM258 169H260V168H258ZM208 170V169H207ZM206 169H205V171H207ZM220 170H222V168H220ZM240 170H241V168H240ZM247 170V169H246ZM250 170H252V169H250ZM261 170H262V168H261ZM213 171V170H212ZM236 170H234V172H235ZM258 171V170H257ZM260 171V170H259ZM263 171V170H262ZM262 171H260V172H262ZM38 172H39V174H38ZM207 172H209V171H207ZM218 172V171H217ZM227 172V171H226ZM255 172V171H254ZM243 173V172H242ZM245 173V172H244ZM256 173V172H255ZM12 174H13V176H12ZM214 174V173H213ZM224 174V173H223ZM249 174H251V172L249 173ZM216 175V174H215ZM237 175V174H236ZM259 175V174H258ZM260 175H262V174H260ZM264 175V174H263ZM213 176V175H212ZM217 176V175H216ZM223 176V175H222ZM225 176V175H224ZM235 176V175H234ZM238 176H240V175H238ZM242 176V175H241ZM244 176V175H243ZM250 176V175H249ZM255 176H256V174H255ZM18 177V178H17ZM209 177V176H208ZM248 177V176H247ZM251 177V176H250ZM264 177V176H263ZM20 178V179H19ZM214 178V177H213ZM222 178V177H221ZM228 178V177H227ZM238 178H240V177H238ZM242 178H245V177H242ZM253 178H255V177H253ZM257 178V177H256ZM259 178V177H258ZM260 178H261V176H260ZM215 179V178H214ZM219 179V178H218ZM252 179V178H251ZM262 179V178H261ZM203 180V179H202ZM207 180V179H206ZM245 180V179H244ZM250 180V179H249ZM257 180H260V179H257ZM256 180V184H257V181ZM264 180V179H263ZM12 181H14V183H16L15 184V188H11V186H12V184H14V183H12ZM16 181V182H15ZM204 181V180H203ZM219 181V180H218ZM238 181V180H237ZM239 181H241V180H239ZM247 181V180H246ZM261 181V180H260ZM20 183H21V185L25 188V187H27V188H29L28 190H27V192H26V189H23V190H25V193H23V192H21V191H23V190H19V187H21V185H20ZM26 183L27 184V186H24V184ZM239 183H242V182H239ZM251 183H253L252 182V180H251ZM250 183V184H251ZM261 183V182H260ZM259 183V184H260ZM224 184V183H223ZM262 184H264V182H262ZM201 185V184H200ZM230 185V184H229ZM237 185V184H236ZM246 185V184H245ZM244 185V186H245ZM255 185V184H254ZM253 185V186H254ZM231 186H234V185H231ZM238 186H239V184H238ZM249 186V185H248ZM16 187H18V190L16 189ZM197 187V186H196ZM241 187V186H240ZM240 187H235V188H237L238 190H239V188ZM242 187H243V185H242ZM219 188V187H218ZM224 188V187H223ZM249 188H251V187H249ZM248 188V189H249ZM20 189H22V188H20ZM242 189H245V188H242ZM247 189V188H246ZM223 190V189H222ZM236 189H234V191H235ZM256 190V189H255ZM262 190V189H261ZM260 190V191H261ZM20 191V192H19ZM221 191V190H220ZM224 191L226 192L227 190H225L224 189ZM242 191V190H241ZM240 191V192H241ZM245 191V190H244ZM248 191H250V189L248 190ZM263 191V190H262ZM224 192V193H225ZM243 192V191H242ZM246 192V191H245ZM5 193V194H4ZM195 193V192H194ZM223 193V194H224ZM227 193H228V191H227ZM247 193V192H246ZM250 193V192H249ZM214 194H216V192L214 193ZM218 194V193H217ZM222 194V195H223ZM236 194H237V192H236ZM239 194V193H238ZM226 195V194H225ZM243 195H245V197H246V194H244V192H243ZM29 196H31L30 198H28ZM227 197L229 196V195H226ZM225 196V197H226ZM232 196V195H231ZM231 196H230V198H231ZM248 196V195H247ZM249 196H250V194H249ZM39 197H41V198H39ZM43 197V198H42ZM226 197V198H227ZM238 197V196H237ZM243 197V196H242ZM242 197H241V199H242ZM244 197V198H245ZM26 198H28V199H26ZM37 198V197H36ZM226 198H224V199H226ZM235 198V197H234ZM124 199H128L129 201H131V202H133V204H132V208L135 206V210H134V212H132V213H134V214H132L131 212H124V213H121L120 214V207L118 208H115L116 206H117V203L118 204H120L122 201L123 202H125L124 201ZM187 199V198H186ZM223 199V198H222ZM231 199H233V196H232V198ZM240 199V200H241ZM32 200V199H31ZM228 200H229V198H228ZM245 200V199H244ZM33 201H37V200H34L33 199ZM129 201H127V202H129ZM225 201V200H224ZM243 201V200H242ZM213 202H214V200H213ZM223 202V201H222ZM221 202V200H220V203H222ZM227 202V201H226ZM229 202V201H228ZM237 202V201H236ZM36 203V202H35ZM130 203V202H129ZM129 203H128V206H129ZM220 203L218 204L217 202H216V204H218V206L219 207H215L216 209H213V212L211 213V214H213V213H218L217 215H216V218H214V219H212V217H211V220H206L207 222H203V224L201 225L200 223H202L201 221H196V220H193L192 222L191 221H189V220H191L192 218H188L189 220V222L190 223H187L188 225H186V226H188V230H189V228L191 227V228H193L192 230L193 231H199V230H201L202 231V228L203 229H205V227H201V226H206V227H209L208 229H210V227H212V226H216L217 225V227H218V224L219 223H221V220H220V218L223 216V213L224 212H227L228 210H227V208L225 209L224 207H226L225 206V204H227V203H225L224 204V206L222 207V205L220 206ZM230 203V202H229ZM228 203V204H229ZM238 203V202H237ZM259 203V202H258ZM47 204V203H46ZM46 204H45V206H46ZM54 204V203H53ZM60 204H59V206H60ZM124 204V203H123ZM126 204V203H125ZM176 204H177V206H176ZM231 204H232V202H231ZM231 204H230V206H231ZM239 204V203H238ZM238 204H237V206H238ZM241 204H242V202L240 203V206H241ZM0 206H1V204H0ZM4 206H2V208H4ZM15 207L16 209H18V211L19 210H21L22 212H23V210L24 211H27V212H24V213H26L25 214V216L23 215H21V216H18L17 217V215L16 216H12L11 217V214H9V212H11L10 211V207H11V209H12V207ZM33 206H35V204H33ZM36 206H38V204H36ZM48 206H49V204H48ZM55 206H56V204H55ZM121 206H122V203H121ZM174 206H176V207H174ZM229 206V207H230ZM243 206H244V204H243ZM261 206H262V204H261ZM263 206H264V203H263ZM40 206H38V208H39ZM52 207V208H51ZM124 207V206H123ZM174 207V208H173ZM220 207H222V208H220ZM228 207V208H229ZM232 207V206H231ZM239 207V206H238ZM26 208H27V210H26ZM29 208V209H28ZM47 208V207H46ZM45 208V209H46ZM49 208H51L52 210L54 209V210H56L57 208H55V207H53V206H50ZM66 208H68V207H66ZM131 208V209H132ZM172 208V209H171ZM177 208H179V207H177ZM223 208H224V210H223ZM116 209V210H115ZM123 209V208H122ZM129 209V208H128ZM127 209V210H128ZM220 209H221V211H220ZM235 209V208H234ZM40 210V209H39ZM59 210H64V212L65 211H67V209H59ZM93 211V212H95L96 210H98L97 212H104L105 214H106V216H105V220L107 221V222H105V224H106V226L107 227H105L106 228V230L103 228H100V226H98V224H97V222H94V220L93 219H95V218H93V217H91L92 215H93V212H92V215H91V212H90V214L89 213H87V212H89V211ZM118 210V211H117ZM133 210V209H132ZM173 210V211H174ZM195 210V209H194ZM197 210V209H196ZM222 210L224 211V212H222ZM227 210V211H226ZM230 210V209H229ZM233 210V209H232ZM238 210V209H237ZM236 210V211H237ZM17 211V210H16ZM20 211V213L21 214H24V213H22ZM29 211V212H30ZM33 211H35V210H33ZM124 211V210H123ZM128 211H130V210H128ZM0 212L2 213V209L0 210ZM35 212H37V211H35ZM35 212H32V217H33V219H34V217L37 215ZM37 212V213H38ZM69 212V211H68ZM69 212V214H71ZM117 212H119V213H117ZM122 212V211H121ZM171 213H172V211H170ZM169 212V213H170ZM178 212H180L179 210H178ZM191 212V211H190ZM199 212V211H198ZM221 212V213H220ZM234 212V211H233ZM233 212H231V213H233ZM0 213V215H2ZM33 213L34 214H36L35 216H33ZM55 213H59V211L57 210ZM63 213V212H62ZM67 213V212H66ZM96 213V212H95ZM129 213V214H128ZM131 213V214H130ZM171 213H170V215H171ZM174 213L175 212H173V214L171 215V216H173V218L172 217H168V219H173L174 220V218H175V220H179L178 218H177V216H180L179 218H181V214H179V215H177L176 213V217L174 216ZM13 214V213H12ZM17 214H18V212H17ZM86 214H89V215H91L90 217H88V215H86ZM100 214V213H99ZM185 214V213H184ZM188 214H189V212H188ZM204 214V213H203ZM210 214V215H211ZM219 214H220V216H219ZM20 215V214H19ZM39 215V214H38ZM37 215V216H38ZM56 215V214H55ZM55 215H53V219L51 220V222L53 221V220H55V218H57V217H55L54 218V216ZM63 215H65V213H63ZM63 215H61L62 217H63ZM97 215V214H96ZM103 215V214H102ZM167 215H168V213H167ZM215 215V214H214ZM240 215H241V213H240ZM57 216V215H56ZM71 215H69V217H70ZM72 216H73V213H72ZM87 216V217H86ZM125 216V217H124ZM156 216H154V219L156 218ZM187 216V215H186ZM212 216V215H211ZM218 216V217H217ZM229 216V215H228ZM4 217H1L2 218V221L4 220L5 222H6V218H4ZM40 217V215H39V218H41ZM65 217V216H64ZM66 217H67V215H66ZM99 217V216H98ZM166 217V216H165ZM166 217V218H167ZM188 217V216H187ZM205 217V216H204ZM0 218V219H1ZM39 218H37V219H39ZM61 218V217H60ZM91 218H93V219H91ZM160 219V217H159V220H156L157 221V224H159V222L158 221H161V222H164L165 220H163V219ZM223 218H224V216H223ZM238 218V217H237ZM48 219V220H47ZM64 218H62L61 219V221L63 220ZM72 219H76L75 217H72ZM100 219V218H99ZM146 219V220H145ZM167 219V220H168ZM205 219V218H204ZM203 219V220H204ZM58 221H59V215H58V219H57ZM101 220H102V216H101ZM116 220V221H115ZM163 220V221H162ZM166 220V221H167ZM172 220V221H173ZM245 220V219H244ZM248 220V219H247ZM24 221V222H23ZM26 221H27V223H26ZM60 221V222H61ZM91 221V223L92 224H89V222ZM97 221V220H96ZM114 221V222H113ZM166 221H165V223H166ZM169 221H171V220H169ZM172 221H171V223H172ZM181 221V220H180ZM180 221H179V223H180ZM223 221V220H222ZM11 222V223H10ZM22 222V223H21ZM33 222H36L37 223V221H34L33 220ZM50 222V223H51ZM57 222V221H56ZM60 222H58V224L60 223ZM103 222V221H102ZM102 222H98V223H102ZM113 222V223H112ZM146 222H147V224L150 226V227H146L147 226V224H146ZM176 222V221H175ZM16 225H14V224ZM37 223V224H38ZM63 223V222H62ZM108 223V224H107ZM109 223H110V225H109ZM117 223V222H116ZM143 223H145V226H144V224ZM165 223H163V224H160L161 226L162 225H165ZM178 223V224H179ZM182 223V222H181ZM185 223H186V220H185ZM4 224H7V223H4ZM3 224V225H4ZM11 224V226L12 225H14L15 226V228H14V226H12V227H10L9 225ZM17 224H19L18 226H17ZM36 224V225H37ZM55 224V223H54ZM65 224L63 223V225L65 226ZM83 224H86L85 226H87V227H90V229H94V230H96L97 231V233L98 232H105L106 233V235H105V233L103 234L104 236H105V238H103V235L102 236H100V238L102 237V241H101V243L100 244H96V246L95 245H92V246H89V244H91V243H88V245L87 246H85V243H83V240H85V238L84 239H79L78 238V236H79V233L77 232L81 227L82 228H84L85 229V227H83ZM105 224H102V225H105ZM166 224H170V222H167ZM173 224H174V221H173ZM183 224H184V222H183ZM182 224V225H183ZM223 224V223H222ZM34 225V224H33ZM33 225H32V228H33ZM39 225V224H38ZM41 225V224H40ZM57 225V224H56ZM100 225V224H99ZM102 225H101V227H102ZM116 225V224H115ZM120 225V224H119ZM118 225V226H119ZM154 225H156V224H154ZM153 225V226H154ZM159 225V226H160ZM172 225V224H171ZM177 225V224H176ZM180 225V224H179ZM201 225V226H200ZM220 225V224H219ZM22 227L20 228V229H22V228H24L23 227V225H21ZM54 226L55 227V230H60V232H59V230H58V232L56 233V231L55 232H53L52 231V229H54V228H52V227ZM61 226V225H60ZM63 226V227H64ZM152 226V227H153ZM161 226L160 227H157V225H156V227H157V230H158V228H159V230H158V232H155V230H153L152 232H154V233H156V238L158 239V236H160L161 234H163L162 233V231H163V229L165 228H161ZM166 226V225H165ZM174 226H175V224H174ZM249 226V225H248ZM86 227V229H88ZM156 227L155 228H153V229H156ZM181 227V226H180ZM35 229H37V227L35 226L34 227ZM44 228H43V230H44ZM58 228V229H57ZM69 228H72V229H69ZM115 228V227H114ZM113 228V229H114ZM124 228V229H125ZM160 228L162 229V231H160ZM177 228H178V226H177ZM11 229V230H12ZM27 229V228H26ZM39 229H41V226L39 227ZM110 229V228H109ZM167 229V228H166ZM165 229V231L166 232H168V230H166ZM195 229V230H194ZM215 229V228H214ZM217 229V228H216ZM248 229V228H247ZM11 230H10V232L9 233H11ZM32 230V229H31ZM30 230V231H31ZM34 230V229H33ZM73 230V231H72ZM74 230L76 231V232H74ZM82 230V229H81ZM89 230V229H88ZM101 230V231H100ZM180 230V229H179ZM187 230V231H188ZM207 230V229H206ZM1 231V230H0ZM27 231V230H26ZM25 231V232H26ZM36 231H39V230H36ZM66 231V233H64ZM83 231V230H82ZM85 231V230H84ZM95 231V232H96ZM161 232V234H159L160 232ZM170 232H172L171 230H169ZM176 231H177V229H176ZM183 232H184V230H182ZM187 231H185L184 233L188 236V237H190L189 236V234L191 233V232H193V231H191V230H189L190 232L188 233ZM195 231V232H196ZM201 231H199V232H201ZM205 231V230H204ZM219 231V230H218ZM247 231V230H246ZM2 232H4V231H2ZM2 232H1V234H2ZM6 232H8L7 230H6ZM5 232V233H6ZM23 232H24V230H23ZM22 232V233H23ZM28 232V231H27ZM33 232V231H32ZM43 233H46V232H44V231H42ZM86 232V231H85ZM89 232V231H88ZM90 232H91V230H90ZM95 232H93V233H95ZM123 232H124V230H123ZM142 232V233H141ZM166 232H164V233H166ZM169 232V233H170ZM195 232H193V233H195ZM22 233L21 232H19V230L17 229V230H15V232L14 231H12V234L9 236L10 237V242L12 243V245L11 246H9V247H4V249L3 250H1L0 249V254H2V253H4V254H7V255H17V256H21L20 258H22V257H26V256H28V255H30V256H32V255H34V254H43L45 251H42V250H40V248L38 247V246H40L38 243H40V242H38L37 241V236H38V234H37V236H36V238H34V239H36V241H35V245H32L34 242H33V234L34 233H30V235H26V237H23L22 236ZM37 233V232H36ZM81 234H82V232H80ZM93 233H91V234H93ZM116 233V234H115ZM127 233H130V232H127ZM132 233V232H131ZM130 233V234H131ZM173 233V235H175L174 233L175 232H172ZM181 233V232H180ZM249 233V232H248ZM8 233H6L5 235H4V237L7 235ZM25 234V233H24ZM80 234V235H81ZM84 234V233H83ZM87 234V233H86ZM85 234V235H86ZM100 234H102V233H100ZM107 234L109 235V238L107 237L106 238V236H107ZM120 234V233H119ZM123 234V233H122ZM183 234V233H182ZM185 234H183L182 236H184ZM192 234V233H191ZM215 234V233H214ZM219 234V233H218ZM54 236V237H52V236ZM125 235H127V236H129V234H125ZM166 235V234H165ZM164 235V236H165ZM169 235V234H168ZM171 235V234H170ZM177 235V234H176ZM180 235V234H179ZM209 235V234H208ZM264 235V234H263ZM12 236V237H11ZM25 236V235H24ZM84 235H82V237H83ZM164 236H163V240H164ZM167 236V235H166ZM180 237V236H178V239L179 238H181V239H183V237ZM195 236V235H194ZM98 237V236H97ZM130 237H133V233L130 235ZM130 237H126L125 236V239L127 240V238H130ZM147 237H149V238H147ZM170 237V236H169ZM168 236H167V238H168V240L169 241H171L170 240V238H169ZM1 238H3V237H1ZM6 238H8V236L6 237ZM6 238L4 239V240H6ZM81 238V237H80ZM87 238V237H86ZM156 238H154V239H156ZM185 238H186V236H185ZM209 238V237H208ZM91 239V238H90ZM90 239H86V240H90ZM104 239V240H103ZM153 239V240H154ZM159 239H160V237H159ZM187 239V238H186ZM0 240H2V239H0ZM98 240V239H97ZM125 240V241H126ZM130 241H132L131 240V238L129 239ZM128 240V241H129ZM140 240V241H141ZM142 240V241H143ZM175 240H177V239H175ZM180 240V239H179ZM184 240V239H183ZM192 240V239H191ZM3 241V240H2ZM2 241H0L1 243H2ZM91 241H92V239H91ZM93 241H95V240H93ZM120 241L122 242V243H120ZM156 241L157 240H155V242H154V244L156 243ZM161 241V240H160ZM167 241V240H166ZM165 241V242H166ZM181 241V240H180ZM188 241V240H187ZM4 242V241H3ZM36 242H38V243H36ZM42 242H41V244H42ZM88 242V241H87ZM90 242V241H89ZM136 242V241H135ZM158 242H159V240H158ZM176 242V241H175ZM178 242V241H177ZM182 242V241H181ZM194 242V241H193ZM192 242V243H193ZM4 243H6V242H4ZM51 243H52V241H51ZM119 243L121 244L120 246H119ZM129 244L127 245V247H136V246H139V245H130V243L131 242H128ZM134 243V242H133ZM161 243H162V241H161ZM174 243V242H173ZM179 243V242H178ZM178 243H176V244H178ZM191 243V242H190ZM38 244V245H37ZM42 244V245H43ZM45 244V245H46ZM93 244V243H92ZM124 244H127V243H124ZM135 244V243H134ZM137 244V243H136ZM148 244V245H149ZM152 244V243H151ZM164 244H166V243H164ZM163 244V245H164ZM187 244V243H186ZM6 245V244H5ZM59 245V244H58ZM130 245V246H129ZM142 245H143V243H142ZM146 245V244H145ZM145 245H143V246H145ZM160 245V244H159ZM158 244H157V246H159ZM193 245V244H192ZM191 245V246H192ZM3 246V245H2ZM57 246V245H56ZM60 246L61 245H59V246H57L58 248H60ZM94 246V247H93ZM156 246V247H157ZM40 247H44V248H42V249H46L45 248V246H40ZM54 247V246H53ZM142 246H140V249H142L141 248ZM145 247H148V246H145ZM160 248H161V245L159 246ZM159 247H157L156 248V250H157V252H158V248ZM168 247V246H167ZM172 248H174V247H176L175 245H174V247L173 246H171ZM170 247V248H171ZM181 247V246H180ZM194 247V246H193ZM206 247V246H205ZM208 247V246H207ZM136 248H138V247H136ZM163 248H165V246L163 247ZM169 248V247H168ZM167 248V249H168ZM177 248V247H176ZM197 248V247H196ZM113 249H114V251H113ZM121 249H122V247H121ZM128 249V248H127ZM140 249L138 250V249H136V253H137V250L138 251H140ZM188 249H189V247H188ZM211 249V248H210ZM51 250H52V247H51ZM118 250V249H117ZM132 250V249H131ZM133 250H135V248H133ZM153 250V249H152ZM152 250H150L151 251V253H152ZM159 250H161V249H159ZM171 250V249H170ZM173 250V249H172ZM175 250V249H174ZM173 250V251H174ZM87 251V252H86ZM115 251H116V253L117 252H119V253H117L116 255H114V253H115ZM122 251V250H121ZM162 251V250H161ZM160 251V252H161ZM164 251H165V249H164ZM168 251H169V249H168ZM187 251V250H186ZM211 251V250H210ZM47 252V251H46ZM51 252V251H50ZM126 252L127 251H125V252H123V254L125 253V255L127 256V254H126ZM130 252V251H129ZM129 252H127L128 254H129ZM155 251H153V253H154ZM156 252V253H157ZM195 252V251H194ZM142 253L144 254V255H147V254H149V251L147 250V249H145V248H143L142 249ZM152 253V254H153ZM155 253V254H156ZM177 253V252H176ZM190 253V252H189ZM122 254V253H121ZM155 254H154V256H155ZM206 254V253H205ZM50 255V254H49ZM144 255H141V256H144ZM161 255V254H160ZM159 255V256H160ZM207 255H208V253H207ZM206 255V256H207ZM64 256V255H63ZM87 256V255H86ZM109 256H110V258H109ZM123 256V255H122ZM150 256V255H149ZM2 257V256H1ZM89 257V256H88ZM91 257V256H90ZM138 257V256H137ZM203 253H198L197 255H194L193 256V258H195V260L197 259V260H203ZM211 257V256H210ZM27 258V257H26ZM30 257H28V259H29ZM32 258V257H31ZM54 258H56V257H54ZM126 258V257H125ZM144 258V257H143ZM192 258V259H193ZM207 258V257H206ZM244 258H245V260H246V264H261L258 260H257V256H256V252L255 253H253V252H248L246 255H244ZM4 259V258H3ZM19 259V258H18ZM50 259V258H49ZM83 259V258H82ZM119 259H121V258H119ZM139 259V258H138ZM210 259V258H209ZM38 260V259H37ZM21 261V260H20ZM34 261H36V260H34ZM86 261V260H85ZM113 261H115V260H113ZM142 261V260H141ZM140 261V262H141ZM25 262V261H24ZM32 262H33V260H32ZM40 262V261H39ZM38 262V263H39ZM42 262V261H41ZM44 262V261H43ZM76 262V261H75ZM158 262H160V261H158ZM200 262V261H199ZM10 263V262H9ZM31 263V262H30ZM36 263V262H35ZM34 263V264H35ZM118 263H120V262H118ZM33 264V263H32ZM37 264V263H36ZM83 264H85V263H83ZM92 264V263H91ZM107 264H111L110 262L109 263H107ZM129 264V263H128ZM135 264V263H134ZM136 264H139V261L138 262H136ZM144 264V263H143ZM224 264H233V263H224Z\"/></svg>","mask_w":264,"mask_h":264}]
</instances>
